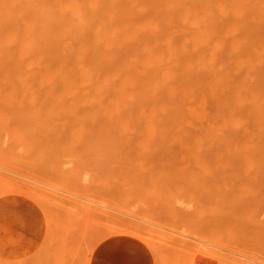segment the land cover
Segmentation results:
<instances>
[{
	"label": "bare ground",
	"instance_id": "bare-ground-1",
	"mask_svg": "<svg viewBox=\"0 0 264 264\" xmlns=\"http://www.w3.org/2000/svg\"><path fill=\"white\" fill-rule=\"evenodd\" d=\"M0 82H1L0 83V89H1L0 93L2 92L3 94H5V92H6V94L3 95V98L0 97L1 99H3V100H1L2 106H0V110H1V108L3 109V105L5 106L4 108H6L7 106L12 107V106H14V103H16L15 104L16 108L19 107V106H17L18 103H19L18 105L22 104L21 107L24 104L26 109H29L30 106H31L30 108H34L35 106H37V109L35 108V109H31V110H33V111L36 110L39 112V113L37 112L38 114H42V115H43V113L41 111H43V110H41V109L43 107L45 109V106L46 107L52 106V107H54L53 109L56 108V110L58 109V107H62L63 109L68 108L67 110H69V107L70 108L73 107V109H74V107H80V108L87 109V112H88L87 116L85 115L86 113L82 112L83 115H85V116L83 117V115H81L82 114L81 113L80 114L81 116H78V118L81 117L82 121L84 119H87V121H85V123H83V124H86V126H88V124L86 122H89V121H92V122L97 121V122L96 123H89V125L92 124V128L90 126H88L87 128H86V126L85 127L83 126V128H86V130L84 129L85 134L89 135V137L91 136L90 139H92V141H93L92 143H95L94 138L96 140L101 138L100 141L103 144L106 142H111V141H107V140H113L114 139L113 140L114 142L112 141V143H110V144L113 145L115 148L119 149V151H117V149L115 150V148L113 147L114 151L118 152V153L125 149V148H123V149H121V148L127 144V143H125L127 140H128L127 141L128 143H129L130 139L132 140V138H130L132 136H136L135 139H133V140H136L137 142L139 141V144L142 142L139 140V137H140V139L142 138L141 140L144 139L143 141H146L145 139H148L147 137L152 139L151 136L152 137L157 136L156 139L154 137L152 139V140H154L153 143H155L156 142L155 140L159 139V136H160L159 140L161 142L157 144L159 146V148H155L156 143L153 145V143L150 142L153 145V150H152V152L150 150L149 155H151V154L153 155V151H155V149H158V151H160L161 148L164 149L165 145H166L165 147L167 150V147H169V146H167L168 143H169L170 147H174L175 145L172 144L173 143L172 141H171L172 142L171 144H170V142L167 143V141L168 140L170 141L171 138H173L174 140L175 139H177V140L181 139L182 142L186 139L184 144L183 143H182L183 145L181 144L182 147L180 146L179 148L180 149L185 148L182 151L180 150L182 152L183 156H185V157H187L189 154H191L189 152L191 150H189V149H192V151H191L192 155L188 156V157H190L191 161H187L188 157L187 158H184L183 156L180 157V155L178 154L180 152L179 150H178V153H176V151L174 153H172V152H170V153L175 154V155H171L175 159H176V157H175L176 154L179 155L180 160H182L184 158V160L186 161V162L185 161L184 162L187 165H189L190 163H193L194 166L196 167L195 168L193 166V164L191 165V167L195 168L194 172L195 173L200 172L199 175H201V176L193 175L192 171H190L191 175L189 173H186V175L189 174L187 176L183 173V175H185L186 178L187 177L189 178V176H190V178L193 179V177L197 176L198 180L200 182H201V180H203L201 182L203 184L202 185L200 182L198 183L194 180L192 181V179H190V178L189 179L187 178L189 181L191 180V182H187L188 180L185 179L184 184L187 185L186 186L187 188L189 187L188 186L189 184L191 185L192 182L193 183L195 182V183H198V185L199 184L202 185L201 188H203V190H204V188H207L206 186L210 184V181L205 182V183H203V182L206 180H209L210 176L213 173H214V176L218 175V174L221 175L223 172L222 173L221 172L217 173V172L223 171V170H225V168H226L225 171H228V168L230 170H233V169L236 170V172L233 170L234 173L233 172L230 173V171H228V174L230 173L229 174L230 176L235 175L236 180L234 179V177H233V179H231V177L229 175H227V176L223 175L222 177L218 176V178L220 177L222 179H219V180L216 179V181L213 180L215 182V185H214V182L211 181V183H212L211 188L214 186V190H215V188H217V190H218V187H215V186H216V183L222 182L220 180H223V182L220 185V187H221L224 184V186H223L224 188L222 187L223 189H225V183L228 180V182L226 183L227 188H228V186H230V188L228 190H232L233 187L235 189L236 187H239V185L241 188L244 187V185H245V187H246V185H249V184L244 183L241 186L240 183L242 182V179L244 177L242 178L240 176V178H242V179L237 178V177H239L238 176L239 174L244 173V169H245V173H244V175L242 174V176H245V174L247 175L246 171L250 173V171H255V169H256V172H259V173L251 172V174H254V175L256 174L257 179L259 181V182H257V184H258V186L260 185L258 188H264V186H262V185H264V181H262V178L260 177V176H262V173H264V169H261V168H264V147H260V146L264 145V144H261V143H264V0H0ZM2 86H4V87L2 88ZM7 93H9V94L7 95ZM1 95L2 94H0V96ZM9 96H10V98H9ZM6 98L7 99L9 98L8 101H6ZM2 101H4V103H6L7 105L3 104ZM7 102H11L13 104L9 103V104H11V105H9ZM24 106L22 108H25ZM32 106H34V107H32ZM39 106L42 108H40ZM12 108H10V109H12ZM48 108H50V107H48ZM80 108H76L77 110L72 109L73 114L75 116L71 113L68 114V116H67V113H66L67 119L68 118L70 119V120H68L69 122L67 121V119L65 117H63V118L61 117L62 114L61 115L56 114L57 115L56 117L58 118V116L60 115L59 120L61 118L62 119L65 118L66 119L65 121H67V123H70V124H71L72 119H73V124H74V122H75L74 118L77 119V113L79 115V112H81ZM10 109L8 108L7 110L11 111ZM206 109H208V111H206V112H208L207 118L205 115ZM67 110H65V111H67ZM4 111L6 112V114H8L10 116L5 115V112H3V110H1L0 112L4 113V116H5V117H3V115L0 116V122L1 123L2 122L4 123L5 120H7L8 118L12 119V117H11L12 111L10 113H7L6 110H4ZM23 111H25V110H22V112ZM74 111H78V112L74 113ZM82 111H85V110H82ZM22 112H21V114L19 112V114H18L19 116L16 115L19 119L21 118L20 115H23ZM54 112H56V111H53V113ZM53 115L54 114H51V117H53ZM70 115H72L74 118L70 117ZM24 116L28 117V115H25V114H24ZM38 116L34 115V118L35 117L38 118ZM44 116H42V117L44 118ZM40 117L38 118L39 120L37 119V124L40 123L38 125H40L41 127L44 128L45 124L42 125V122H39L41 119ZM56 117L52 118L51 120L55 121L54 119H57ZM1 118L4 121L3 120L1 121ZM10 119H8V120H10ZM62 119H61V121H62ZM48 121H50V120L48 119ZM56 122L60 124V122H58V119L56 120ZM78 122H80V120H78ZM78 122H77V126L80 125ZM34 123H36V122H34ZM10 124L13 126L14 124L16 125L17 123L10 122ZM29 124H31V123H29ZM37 124H35V125L37 126ZM93 124H94V127H93ZM23 125H25V123H23ZM23 125H20L21 127H18L19 125H17V129H15L16 126L15 127L13 126L14 131L19 130L18 128H20L21 130H22V128H24V129L28 128L27 123H26L25 127ZM68 125H66V127ZM95 125H97L99 127L97 128V127H95ZM101 125H103L102 126L103 128L102 127L100 128ZM74 126L73 127L76 128V124H74ZM78 127L81 128V125ZM78 127L76 128L77 132L75 131V134H72V137H74V135L79 137L78 136L79 134L77 135V133L80 132V131H78ZM189 127L190 128L192 127L193 129H190ZM1 128L5 130L4 126H1L0 129ZM9 128L12 130L11 127H9ZM30 128H28V129H30ZM68 128H69V126H68ZM239 128L244 129V131H245L244 134L237 132V130ZM10 129H8L9 132H10ZM24 129L22 130L23 132H21V133L22 134L24 133V135H28V137L27 136L24 137V135H22L20 133L21 130L18 132L13 131L12 133L13 134L18 133L19 137L21 134V137H24L25 139L30 138L31 140H33L34 139L33 136H34L35 132H33V136H31V135H29L31 130H29L30 131L29 132L27 129L26 133L29 132V134H25ZM37 129L35 128V130H37ZM40 129H42V128H40ZM45 129H46V133L43 130L39 131V132L43 133V134H41V136L44 135V133L48 134L47 133V131H48L47 127ZM54 129H56V128L54 127L53 130ZM96 129H98L100 132L98 130L96 131ZM88 130L91 131V133H90L91 135L89 134ZM49 131H50V129H49ZM56 131H57V129H56ZM60 131H63V130H60ZM92 131H95V132H93L94 134H92ZM58 132H59V130H58ZM58 132L55 133L51 130L50 133H52V135L49 133V135H46V136H48L47 138L50 140L51 136L56 138L58 135ZM63 132H60L61 136H63V135H65L63 137L68 136L66 134H68L69 132H64L66 134H64ZM4 133H5L4 131H3V133L1 132V134H4ZM53 133H54V135H53ZM60 133H59V135H60ZM101 133H103V134L100 137ZM7 134L9 136V133H7ZM55 134H56V137H55ZM82 134L80 136H83L85 139V135H82ZM10 135H12V134H10ZM59 135H58V137H61ZM69 135L71 138V133ZM87 135H86V137H87ZM98 135H99V137H98ZM105 135H106V139L108 138L107 140L105 139ZM107 135H109V137ZM2 136H4V135H2ZM2 136H1V138H2ZM36 136H37V134H36ZM36 136H35V138H36ZM92 136H93V138H92ZM111 136L114 138H111ZM168 136H170V139L168 138L166 140V137H168ZM19 137H18V139H19L18 141H16V139H15L16 137H15L14 142H20V143H21V141H22V143L25 142L21 145H22V148H24L27 151L30 148V150H29L30 153L28 152V154H31L32 152L34 153V151L37 150L36 149L37 144L33 145L34 143H32L30 139H28V141L26 143V140L24 138H21V137L19 138ZM42 137H45V136H42ZM58 137H57V139H55V141L57 143L58 142L60 143V141H63L64 144H61L62 143L61 142L60 144L58 143L57 145H59V146L63 145L62 147L65 148L64 150H68V151H66L67 153H70L69 151H72V150L74 151L75 146H77V148H78L79 146L81 147L82 145H83V148L85 147L84 149L81 147L83 152H85L84 151L85 149H86V151L89 150V149H87L88 146H86V145L87 144L89 145L90 142L89 143H83L82 141L84 139H82V138H80V141L82 139L81 142L83 144L80 142L81 145L79 144V146H78V143H76V145H75V141L79 140L77 137H76L77 139L74 141V144L69 143V142H72L75 137L72 140L69 138V140H71V141L67 140V138L69 136L66 137L65 139L62 137L63 139L60 138L61 140ZM96 137H98V138H96ZM115 137H116L117 141H116ZM119 137H120V139H121V137H123V138L121 140H119ZM128 137H129V139H128ZM137 137H138V139H137ZM162 137L165 139H163ZM179 137H181V138L179 139ZM7 138L9 139V137H7ZM37 138H39V137H37ZM47 138H46V140H48ZM103 138L106 140V142H102V140L104 141ZM182 138H184V140ZM4 139H5V137H4ZM8 139H7V141H8ZM90 139H88V140L90 141ZM11 140H12V137H11ZM85 140H84V142L88 141V140H86V141ZM131 140H130V142H131ZM188 140H191V141H189L190 143H188L190 145L186 144L188 142ZM7 141H5V142L7 143ZM33 141H35V139ZM64 141H66V142H64ZM120 141H122L125 145H123V143H122V146H117V145L121 144ZM29 142L32 144H29ZM37 142H38V140L36 139V143ZM40 142H42V140ZM177 142L178 141H176L175 143H177ZM2 143H0V144L2 145V147L4 146V148H5L6 144L4 145V143L3 144ZM52 143H53V141H52ZM66 143H69L70 145L66 144ZM92 143H90V146L92 149H94L95 145L97 146L98 143L96 142L97 144H95V145L93 144L94 147H92ZM114 143L116 144L117 147L115 146ZM142 143L140 144V147L145 146V145L141 146ZM150 143L148 142L147 144H150ZM7 144H9V143H7ZM41 144L42 143L38 144L37 146H39ZM45 144H49V143L45 142ZM110 144L108 145V143H106L104 145L105 146L108 145L111 147ZM23 145H24V147H23ZM25 145H27V147H26L27 149L25 148ZM32 145L35 147V148L33 147L34 151H31ZM65 145H67V147H65ZM68 145H69V147H72V145H73L74 148H70V150H69ZM130 145L131 144L129 143L128 146H130ZM133 145L134 146H132V145L130 146L133 149L129 148V150H134L135 148L138 147V145L137 146L135 144H133ZM162 145H163V147H160ZM191 145L193 148L190 147ZM42 146H43V144H42ZM44 146H46V145H44ZM51 146L55 150L53 149L51 151L48 146H46L47 148H42L41 146H39V147L42 148V149L40 148L41 150L49 149V150H47L48 154L53 153V151L60 154L59 152H61L63 150V148L60 149V147L58 146L59 149H57V150H60V151L57 152L56 147H54L53 145H51ZM100 146H98V148ZM146 146H148V145H146ZM8 147H9L8 149L11 150V152H12V150L14 148L10 149L11 146H8ZM19 147H21V146H19ZM119 147H121V148H119ZM186 147L187 148L190 147L188 149L189 153L186 151L187 154L183 153V152H185L184 150H187ZM98 148H96L95 150H97ZM126 148H127V150H124V151L128 152L129 150H128L127 145H126ZM149 148H150V146H149ZM25 150H22L23 153L24 152L27 153V151H25ZM136 150L137 149H135L134 151H136ZM4 151L5 150H3V152ZM14 151H16V148ZM38 151H39V149H38ZM78 151H80V150H78ZM93 151H91V149H90L89 152H92V153L98 152V151H94V152ZM110 151H111V149H110ZM161 151H162V149H161ZM3 152H0V153H3ZM42 152H44V151H42ZM45 152H46V150H45ZM89 152H86L87 154L82 153V152L81 153L78 152V153L80 155L85 154V156H83V155L82 156L85 157V160H86V158H87L86 155H88ZM104 152H105V150H104ZM129 152H131V151H129ZM15 153H18V150ZM20 153H22V152H20ZM56 153H53L52 155L54 156V155H56ZM62 153L63 154L59 155L60 158H58V160H60L61 156H63L65 154V152H62ZM131 153H133V151ZM7 154H6V156H7ZM40 154L48 155L47 153H40ZM71 154H72V152H71ZM95 154H98V153H95ZM111 154H112L111 156H115V157L117 156L118 159L121 160L120 156L116 155L115 153H111ZM139 154L140 153H138V154L136 153L135 156L137 155L136 157L137 158L139 157V159H140ZM141 154L144 155L143 152ZM195 154L197 155L199 161L196 159ZM66 155L67 154H65V156ZM70 155H68L66 157H69ZM99 155H98V157L97 156L96 157L99 158ZM126 155L121 154V156H123V157L124 156L128 157ZM131 155L134 156V154H130L131 159H133L135 156L132 157ZM152 155H151V157H154ZM3 156H5V155H3ZM3 156H1L0 161L2 163V166H4L3 167L4 170L6 168H7V170L8 169L12 170V168H16L13 166L10 167V165L8 167H6L7 165L5 164L6 163L5 161H7V160L4 158L5 161L3 163V160H2ZM14 156L17 157L18 155L16 156L14 154ZM27 156H29V155H27ZM32 156H34V155H32ZM49 156H51V154L48 155L47 158ZM82 156H80L81 158L80 157L77 158L78 159L77 162L80 164H82L84 162V158L82 159ZM90 156H92V154ZM90 156H88V157H90ZM109 156H110V154H108V152H107L106 157L108 158ZM155 156L157 159V155H155ZM193 156H194V158H193ZM7 157L9 158V156H7ZM41 157H42V155H41ZM52 157H49L50 159L48 158L49 160H51L50 162H53L54 157L53 158ZM72 157H74V155H72ZM76 157H77V154L75 155L74 159H76ZM101 157L104 158L103 153H102V156H100V158ZM97 158H96V161H97ZM170 158H172V157H170ZM177 158H178V156H177ZM38 159H39V157H38ZM44 159H45V157H44ZM62 159H63V157H62ZM65 159L66 158H64L63 162H66V164H67L68 158H67V161H65ZM74 159L71 158L70 159L71 161L70 160L69 161L72 163L73 162L72 160H74ZM109 159L112 160V158H109ZM156 159H155V161H156V163H158L159 161ZM172 159L170 160V162L173 163L174 161H176L174 159H173L174 160L173 161ZM193 159L195 161H193ZM21 160H22V158H21ZM42 160H41V162H42ZM81 160H83V162ZM124 160H127V159H124ZM144 160H142V159L139 160L140 163L135 161V164H134V165H136V168H134L135 171L141 170L142 167H148V166L141 165V168H139L141 161L142 162L147 161V160H145V161ZM19 161L20 160H18V162ZM94 161L90 163V160H89V164H91V165H89V167H90V169H92V171H94L95 168L98 169L97 167L92 166V163L93 164L96 163L95 165H97V162H94ZM155 161L153 163H155ZM167 161H169V160H167ZM196 161L198 164L196 163ZM13 162H15V159ZM16 162L13 164L11 163V164L16 165ZM70 162H68V163L70 164ZM170 162L166 163V161H165L164 164H163V162L162 163L159 162L157 164L158 165L157 168H159L160 163L162 164V166H164L165 164H167V166H169V165L173 166L171 168V170H173V171H174V169L177 170L176 168H179V167H177V165L171 164ZM188 162H190V163L188 164ZM39 163H40V161H39ZM42 163H45V161ZM48 163H47V165L50 164V163L49 164ZM55 163H56V161H55ZM55 163H54V165L56 166L57 163L56 164ZM74 163H76V161L73 162V164ZM116 163L118 164L119 161L115 160L114 165ZM145 163H143V164H145ZM35 164L36 163L34 162V167H35ZM66 164H64L65 168H66ZM69 164H67V165H69ZM73 164H70V166H69V167H71V170H72ZM103 164L106 166H104ZM121 164L122 163L120 161L119 165L121 166ZM185 164L183 163L182 166L183 165L185 166L184 167L186 170L185 172H189V170H187L188 168L186 167L187 165H185ZM21 165H24V164H21ZM44 165H42V167ZM54 165H53V167H54ZM57 165H58V167L53 168L50 164V166H51L50 168L54 169L53 170L54 173L58 169H59L58 171H60V168L61 169L63 168V170H66L64 168V166L63 167L60 166V165H62L61 163H60V165L59 164H57ZM76 165H78V164H76ZM107 165H109V164L108 163L107 164L102 163L101 167L103 166L105 168V167H107ZM145 165H148V163ZM149 165H150V163H149ZM153 165H155V164H153ZM198 165L200 166L199 168H197ZM122 166H123V164H122ZM171 166L168 167V169H169L168 171H170ZM0 167H1V165H0ZM21 167L22 166L18 167V170ZM30 167H32V166H30ZM69 167H67L68 170H70ZM84 167L87 168L85 173L88 171V173H90L89 175H91L92 171H90L88 166H84ZM84 167H83V169H82V167L80 169L84 170L85 169ZM126 167H127V169L130 167L129 169H131L133 167V165H132V167L131 166H126ZM137 167H138V169H137ZM73 168L75 170V168H77V167L75 166ZM104 168H101V170L99 168L100 171L95 170L96 173L94 172V174H96V176L93 175V173H92V175L94 177H90V178L95 180V182H94V180H91L92 184L90 183L89 175L87 176L85 173H84L85 174L84 180H86V182L84 183V182H82L83 180H81V183L78 184V182H80V180L78 181L79 175L83 174L82 173L83 171L80 170L81 173H79L80 171L78 169H76L77 171H79L78 172L79 174H77L78 177H76V175H73L74 170H72L73 172L70 174L73 176H70L69 173H67L64 176V173L68 172V171H64V173L60 171V174L62 173L63 175L62 174L60 175L56 172L58 174V177L60 175L61 178L59 177V179H57V181L55 180V184H57V182H58L57 186L59 187L61 184H63V183H60V181L61 182L65 181L67 184L66 179H68V181H69L71 179V177H74L72 179L75 180V178H77V181H76L77 183H75L73 181H71V183H69L70 182L69 181L68 184L74 185V183H75V186L77 188L75 187V189H74V186L71 185V187H72V188H70L71 190L74 189L76 191V189H77V191H78V189L80 190L81 188L83 189L86 186L87 187L89 186V188H92V190L90 189V192H93V187H95V189L97 191L98 189L96 187L99 186L98 188H99V190L102 189L103 192H101V194H103L104 192L108 193L107 191H109V190H107V189L108 188L112 189L111 186L115 185L117 183L116 181H118L120 179V177L121 178L124 177L125 179L123 178V180H125L126 184L128 181V185L129 184L131 186L133 185L132 187H130V185H129L128 188L130 187L131 190L133 189V191L134 192L136 191V192L135 193L133 191L131 192V190H129L126 187L127 185L124 184L123 186L125 188V191H127V192H125L123 187L122 188L120 187L122 185L121 184L122 182L119 181L121 183H118V185L116 184L117 186L115 185V187L118 188V186L120 184L119 187L122 189V191H121V189H120V192L117 190L118 191V192H116L117 194L114 193L115 198H116V195H118V194H120V196H122V197L124 195L125 196L121 199L122 201H119L116 199L117 203H119V202H123V204L127 203L128 202L127 197H128L129 202H135L136 203L135 199L131 200L130 199L131 197L129 198L130 195L135 196L136 194H138L141 197L144 194V197H146L145 194H146V192L149 191L148 189H144V190L142 189L138 192V190L141 189V187H140L141 184H139V182L140 183L142 182L141 180L140 181L136 180V182H138V187H140V188L134 189L133 187H135V188L137 187V186H135V184H137L136 182H135V184L133 182H131V181L135 180V178H133L134 176L132 177L129 175V179H126L125 176L122 177V175H121L118 179V176L117 177H115V176L119 175V174H117L118 172H120V174H121L122 173L121 170L118 171L117 173H116V170H114L115 172L112 171L113 174H115V173L116 174L111 176L112 172L109 171V169H107L108 170V172H107L106 168H105V170H104ZM109 168L111 170L113 169V168H111V166ZM166 168L167 167H165V169ZM202 168H206V169H202ZM220 168H223V169H220ZM257 168H260L261 171H259L260 169L257 170ZM24 169H26V168H24ZM24 169L18 171L16 168L13 170H17L18 172L21 171V173L24 172V175H26L28 172L23 171ZM33 169H35V168H32V170ZM43 169H44V167H43ZM43 169H41V170H43ZM46 169H47V167H46ZM102 169H103V175L105 174L104 176H102V173H101ZM129 169H128V171H129ZM142 169L143 170L140 171L141 172L140 176L144 175V173L142 171H144L145 168H142ZM199 169H202L201 170L202 172L204 170V172H203L204 174H202L201 171H199ZM210 169L212 170V173H211ZM238 169L239 170L243 169V172L241 173L242 170H240L238 173L237 172ZM2 170L0 169V171H2ZM76 170H75V173H77ZM153 170H154V168H153ZM159 170H160V168H159ZM182 170H184L183 167H182ZM190 170H191V168H190ZM205 170H209L210 172L205 171ZM33 171H32V174H33ZM36 171H39V170H35V172ZM45 171H46L45 173H48L47 170H45ZM49 171H50V169H49ZM98 171H99L100 175L98 174V176H97ZM104 171L107 173H110L111 177L114 176L115 179L116 178L118 179V180L114 179L115 184H113L114 183L113 180H112V182H113L112 183L110 179L104 178V179H106V181L104 182L105 184L107 183V181L109 182V184L112 183V185L107 184L111 188L109 186L106 187V185L102 183L103 186L105 185L103 188H107L106 189L107 191H104V189L101 188L102 186L100 187V185L96 184V183H99L101 181H104L102 179V177H105L106 175H108ZM135 171H131V172L134 173ZM215 171H217V172H215ZM4 172H6V171H4ZM14 172L16 173V171H14ZM35 172H34V176L36 177ZM138 172L139 171H137L136 177L140 178V176L138 175ZM144 172H146V169ZM148 172L151 173L150 170H148ZM154 172H156V171H154ZM172 172H171V175H173ZM38 173H36V174L38 175ZM52 173L53 172H51L50 174H52ZM166 173H165V175L168 174V173L167 174ZM205 173H206V176H205V178H204L205 180H204L202 177H203V175H205ZM236 173H238V174H236ZM249 173H248V175H249ZM1 174L3 175L2 177H4V175H5V177H7L6 178L7 180L5 178L1 179V177H0V180L5 179L6 181H8V178H10V174L7 172H6V174H3V173H1ZM16 174H18V173H16ZM32 174H30V175H32ZM53 174H52V176L55 177ZM157 174L158 175L160 174L159 171H157V173L155 175V177H157V179L155 178V179H153V181L159 180ZM161 174H162V171H161ZM169 174L167 176H169ZM223 174H225V172ZM226 174H227V172H226ZM251 174H250V176H251ZM12 175H13V173H12ZM24 175H23V177H24ZM45 175L46 176L48 175L50 178L49 174H45ZM67 175H68L67 178L62 179L63 176L66 177ZM125 175H127V174H125ZM147 175L150 176L149 173ZM258 175L261 178V180L259 179ZM69 176H70V178H69ZM160 176H162V175H160ZM167 176H164V177L166 178ZM176 176H174V177H176ZM191 176H193V177H191ZM86 177L89 178L90 185H86L85 187H83V186L80 187V185H85L86 183H88V179H86ZM99 177L102 180H100ZM130 177H132L133 179H131ZM150 177H152V176H150ZM199 177H201L202 179L200 180ZM225 177L226 178L228 177L234 181L232 182L230 179H225ZM11 178H12L11 180H13V181L14 180H17L20 182L22 181V184L28 183L26 185H28V186L30 185L29 187L32 188L31 186L33 184L32 183L33 181L32 182L29 181L28 177H27L28 178L27 180H24L22 178V175H21V179H20V177L17 178L15 175H13V177H11ZM38 178H40V177H38ZM55 178H57V175ZM55 178H53V179H55ZM81 178H83V175ZM127 178H128V176H127ZM18 179H20V180H18ZM42 179H44V178H41V180ZM60 179H62V180H60ZM130 179H131V181H130ZM149 179H148V177H146V182L147 181L149 182ZM151 179H150V181L152 183H155L154 185L157 186V189L155 188V186H150V188L154 187V189L157 191L159 189L158 188L159 186L157 185V184H159L158 183L159 181L158 182L156 181L157 182L156 183V182H153ZM162 179H163V176H162L161 180ZM168 179H170V181ZM168 179L164 180V184H163V182L160 183V188L163 185L162 188L166 189V190L163 189V191L170 193V191H168L167 187L169 188L168 182L170 183L173 178L170 176ZM11 180L9 182H11ZM31 180H33V179L31 178ZM58 180H60V181H58ZM97 180H98V182H96ZM120 180H122V179H120ZM175 180H178V178ZM195 180H197V179H195ZM240 180H241V182H240ZM45 181H47L46 178H45ZM129 181H130V183H129ZM146 182H145V184L148 183V182L147 183ZM172 182H171V184L173 185L172 187L174 188L176 185L175 190H177V188H179V184L177 187L176 183L180 182V181L178 180L176 182L175 181H172ZM260 182H261V184H259ZM45 183H47V182H45ZM165 183H167V184H165ZM186 183H188V184H186ZM230 183H231V185H230ZM232 183H233V185H232ZM237 183L239 185L236 186ZM246 183H248V182L246 181ZM11 184L12 183H10V185ZM19 184H21V183H19ZM66 184H63V185L66 186ZM93 184L96 186H94ZM99 184H101V183H99ZM200 185L198 187H196L195 185L194 186L197 189H199ZM252 185L253 184H251V186ZM5 186H6V184H5ZM22 186H24V185H22ZM35 186L37 188L39 187L38 185H35ZM180 186L183 188L182 190H184V189L186 191L190 190V193H187L188 191L185 192V190H184V192L186 193V195L188 194L187 197L188 196L191 197V195H192L193 196L192 199H194V201L197 198V196L199 195L196 200L200 199V196H203V200L205 198L207 199L208 197H210L211 203H212V201L214 203L219 197V196H217L218 193L221 192V190H219V192L217 191L218 193L217 192L214 193V191H212L213 188L209 189L210 187L208 186V190L211 193L209 191H207V189H205L204 192L207 191V195H210V196H207L205 194L206 195V197H205L202 189L201 190L203 193L199 192L202 194H197L198 190L192 189L193 187L186 189V187H184L183 184H180ZM203 186H205V187H203ZM41 187H42V185H41ZM48 187H52V186L49 185ZM66 187H64V188H66ZM240 187H239V190H241L243 192V194L247 193L249 191V190H247L248 188H245L247 192H244L245 190L243 191V189H240ZM33 188H35L34 184H33ZM42 188H44V187H42ZM64 188H62V190H64ZM67 188H69V187H67ZM89 188H87V189L85 188L84 190H86V191L88 190L87 192L89 193ZM82 189L80 190V192L82 191ZM126 189H128V190H126ZM191 189L193 190V192H191L192 191ZM27 190H30V189H25V187L23 188L21 186H19V187L14 186V187H9V188L3 189L2 191H0V195L4 194V193H10V192H24V193H26ZM41 190L44 193L43 189H41ZM145 190H147V191L144 193ZM178 190H180V192L182 191L181 189H178ZM239 190H237V192ZM258 190L256 192L257 196H259L258 192L262 191L261 194L264 193V189H260L259 191ZM48 191H49V189H48ZM75 191H73V192H75ZM111 191L112 190H110L109 192H111ZM123 191H124V195H122ZM158 191H161V190H158ZM158 191H157V193H154V190H153L152 193H154L156 195L158 194V197L160 199L162 197L163 193L161 192L162 194H160V192L158 193ZM195 191H197V193ZM235 191H236V189H235ZM128 192H131L132 194H129ZM48 193H50V192H47V194ZM76 193H78V192H76ZM94 193H95V191L93 192V194L90 193L91 197L95 198L97 196V197H99V199H101V202H103L102 201L103 199H105V200L108 199L107 195H105L106 193L104 194V196H101L98 192H96V194H99V195H96ZM125 193H128L129 195L127 194V196H126ZM225 193L227 194V191L224 192L223 194H225ZM253 193H255V192H253ZM61 194L63 195V193H61ZM70 194H72V193H70ZM226 194L224 197H227ZM235 194H236V192H235ZM247 194L249 196V193H247ZM256 194L254 196V199L252 198L253 200H255ZM261 194H260V197H261ZM67 195H69V194H67ZM67 195L64 197H67ZM81 195H83V194H81ZM92 195H94V196H92ZM138 195H136V196H138ZM147 195H148V197H147L148 199L146 198V200H145V198L142 196V198H140L139 202H141L143 200V201H145L143 204H146V205L148 204L150 206V204H149L151 202L150 196L155 198L156 195L155 196L152 195L151 191H150V193H147ZM163 195H165V194H163ZM168 195L169 196H167V198H165V201L167 204H170L171 206L168 205L167 209L165 208L166 203L162 204L161 202H159V200H156L158 198L155 199L156 201L153 200L152 203L154 204V203H157V201H158V203L165 206V207H163V210L164 209L168 210L167 211V212H169L168 217L171 218V217H174L173 212L176 214V210H175V208H173V203H174V205H176V203L174 202V200H170L171 199L170 196H172V195L171 194H168ZM184 195H183V197H184ZM220 195H222V194H220ZM262 195H264V194H262ZM44 196H46V193H44ZM44 196H42V197H44ZM50 196L53 197V194L52 195L50 194ZM84 196L88 197L89 195H86V193H85ZM212 196H214V198L216 199L215 201L213 200L214 198L212 199ZM215 196H217V197H215ZM236 196H234V197H236ZM48 197L49 196H46V198H48ZM125 197H126V200L124 202L123 199ZM149 197H150V202L148 201ZM163 197H165V196H163ZM169 197H170V199H168ZM224 197H221V199ZM244 197H246V196H244ZM249 197L251 199V196H249ZM262 197H264V196H262ZM71 198L73 200V196ZM112 198H114L113 194L111 195V197L109 199H112ZM115 198H114V200H115ZM120 198L121 197H118V199H120ZM136 198H137L136 200L139 199V197H136ZM54 199H55V197H53V199H50V203H48V204H51V206H52L51 201L53 200L54 201L53 205L55 207H53V206L52 207L55 208V210L58 209L57 214L61 215L63 217V219L66 218V217H64L65 215H62V213L59 214L60 207L57 206L58 203H56L55 202L56 200H54ZM92 199L93 198H91V200ZM109 199L106 202H108V204L110 203L111 204V205L109 204L110 206L116 204V200L114 202L112 199L111 201H113V202L111 203L109 201ZM226 199H224V200H226ZM231 199H232V197H230L229 200H231ZM262 199H264V198H262ZM84 200L82 199L83 202H84ZM97 200H98V198H97ZM160 200L162 202H164V200H162V199H160ZM189 200H191V199H189ZM189 200H187V201H189ZM224 200H221V201L224 202ZM235 200H233V201L238 202V203L240 201L239 199H237L236 201ZM241 200H242V198H241ZM76 201L79 202L80 200L77 199ZM76 201H74V204H76L75 203ZM184 201H186V199H184V200L182 199V201H180V202L184 203ZM199 201H202V200L200 199ZM199 201L197 202L198 205H193V208H194V206H196V207L198 206L197 208H195L197 210V212L199 211L198 208L200 209ZM206 201H208V200H205V203H207ZM250 201L252 202V200H250ZM95 202H96V200H95ZM146 202H148V203H146ZM168 202H171V203H168ZM192 202H193V200H192ZM229 202H231V201H229ZM244 202L245 203L241 205V207L244 208L243 210H241L242 212L245 211L246 207H249V206H247V204L249 205V203H250V206L254 205V207H252V206L249 207V209L253 208L254 213H252V211H250L248 208L246 209L245 212H246L247 216H248L247 211H250L252 214H255L254 216H256V218H257L258 217L257 212L258 211L261 212V210H264V208H262V207H264V205H262V207H261L262 209L257 211V209L260 208L259 206H261V205H259V202H258V206L256 205L258 208H255L256 207L255 204H257L256 200L253 201V203L248 201V203L246 204V201H244ZM137 203H138V201H137ZM152 203H151L152 207H154V208H155V206L160 207V208H157L156 210L154 208L150 207V211H152V209H153L154 212H152V213L157 214L156 216L158 217V220H157V217H154L153 214L148 213V212H150L149 206H148L147 212H144L142 210L143 212H141V213H143L144 216H147V217H145L146 219H148V217L152 216L153 220L150 218L152 221H155V220L159 221V219L163 217L164 219L162 221H160V223L162 222L161 225H165V224H163L164 222L168 225L169 222H167L165 220V218L167 216L163 215V212H164V214L166 213L165 210L163 211L161 209L162 207L159 206V204L153 205ZM188 203H189V205L191 204L190 202H188ZM205 203H203V204H205ZM217 203L216 204L214 203V204L218 205L221 202L218 204ZM262 203H264V202H262ZM79 204H82V202L80 201L79 203L76 204L77 207L79 206L81 208H79V207L78 208L76 207V208L78 209V211H80L79 209H81L82 212L80 211V213L78 212V214H81L83 212L87 213L88 211H86V212L84 211V210H86L85 209L86 206H85V208L84 207L82 208L83 205L80 206ZM86 204H87V202H86ZM119 204L116 205V208L118 207ZM132 204H130V205H132ZM185 204H187V203H185ZM84 205H85V203H84ZM93 206L91 205L90 207H92L93 209L94 208H96V209H94V210H91V208L89 209L90 211H93L92 214H90L91 212H88L89 215L88 216L85 215L86 217H83V218H82L83 214H81L80 218H81L82 223L84 221H86L88 217H90L92 215H93L92 217H94V219H95L97 216H98L97 218H100L101 216L106 214V215H104L105 219H104V217L103 218L101 217V219H104V220H107L108 218H111V216H113L112 212H110L111 216L108 218H106V217H107V215L109 216V214L104 213V212H102L104 214H101V211H103L104 209L102 208V210H101L100 208L103 205H101L100 207L99 206L93 207ZM204 206L207 207V205H204ZM103 207H106V206H103ZM113 207H115V206H113ZM241 207L239 205V208H241ZM170 208H171L172 213L170 212ZM187 208H189V207H187ZM234 208H237V207L235 206ZM99 209H100L99 214H101V215H99L97 212V211H99ZM95 210H97L96 216L94 213ZM184 210L185 209H183L182 215H186L188 212V211H186V213H185ZM196 210L194 211V209H193L192 211L196 212ZM204 210L208 212V210H206V208ZM226 210H228V209L226 208ZM61 211H63V210L61 209ZM139 211H141V210H139ZM181 211H182V208H181ZM105 212H107V211L105 210ZM124 212H126V211H124ZM179 212L180 211H178V209H177V214H176L177 217H180V215H181L180 214L178 216ZM202 212H204V211L203 210L201 212L199 211V214H201ZM260 212H259V214H260ZM170 213L172 215H170ZM212 213H213V211H212ZM237 213L239 215L238 211H237ZM63 214H64V212H63ZM148 214H149V216H148ZM158 214L161 215L160 218H159L160 215H158ZM215 214H217V213H215ZM233 214H234V212H233ZM233 214H231V215H233ZM252 214L249 213V215H251V216H252ZM262 214H264V211H262ZM53 215H54V213H53ZM190 215H192V213ZM205 215H208V213ZM186 216L189 217V215H186ZM203 216H201V218ZM56 217L58 218V216L55 215V218ZM115 217L116 218H114V220L118 218L117 215ZM188 217H186V218H188ZM193 217H194V215H193ZM221 217L223 219V216H221ZM240 217H241V213L239 215V219H240ZM250 217H247V219ZM84 218H86V220ZM142 218L145 219L144 217H142ZM174 218H176V217H174ZM174 218H172L173 221H176V220L178 221V218L175 220H174ZM182 218L179 219V221L181 220V222H183ZM195 218H196V215H195ZM204 218H205V216H204ZM245 218H246V216L244 218L242 217L241 219H245ZM251 218H253V217H251ZM259 218H261V217H259ZM259 218H258V221H259ZM262 218H264V217H262ZM89 219L91 220L90 222H92L93 224L95 222L96 225L94 224V226L96 228L94 226H91L92 223H90V222H89L90 224L88 223L89 220L87 221L86 230L81 228L82 230L85 231V232L83 231V234L85 233L84 234L85 236H83V235L82 236L85 237L86 239H88L87 237L89 236V234H88L89 232H90V235H92L96 231L99 232L100 228L102 230V228H104L106 226L105 224H108V223L104 224L103 223L104 220H102V222H101L100 219H97V220L95 219V221L91 217ZM111 219L107 220V221L113 223L111 221ZM188 219H190V218H188ZM222 219H220V220H222ZM58 220L60 221V222H58L59 227L64 226V225L66 226V223H64V222L68 223L70 221V220L69 221L63 220L64 221L63 222L62 218L61 219L58 218ZM118 220H119V218H118ZM123 220H125V219H123ZM169 220L171 221V219H169ZM183 220H184V218H183ZM202 220H204V219H202ZM61 221H62V223H61ZM96 221L97 222L100 221V222H98V224H97ZM241 221H243V220H241ZM245 221H246V219H245ZM262 221H264V220H262ZM114 222L117 223V221H114ZM60 223H61V225H60ZM100 223L102 225L103 224L104 225L101 227L98 226V225H101ZM111 223H109V224H111ZM184 223H183V225L187 224V223L186 224H184ZM220 223H221V221H220ZM83 224H85V222ZM88 224H89V227H87ZM120 224H122V223H120ZM123 224H124V222H123ZM188 224L186 226L187 228L190 227ZM194 224H193V227H195ZM262 224H264V222H262ZM170 225H172V224H169V226ZM178 225H177V227H180ZM190 225H191V223H190ZM198 225H200V224H198ZM198 225H197V227H198ZM207 225H206V227H208ZM90 226H91V228H90ZM109 226L114 227L115 225L114 226L109 225ZM216 226L217 225L215 224L214 227H216ZM223 226H224V224H223ZM226 226L228 227V224ZM253 226L255 227V225H253ZM64 227L62 230H60L62 227L59 229L57 228V231L60 230L61 233H63L62 231L64 230L65 233H63V234L65 235L67 232L66 227H68V226L65 227L66 229H64ZM70 227L71 226L68 227L69 232H70ZM116 227H118V225H116ZM181 227H180V229H182ZM251 227H252V225H251ZM262 227H264V226H262ZM170 228H172V226ZM183 228L185 230V226ZM217 228H218L217 229V232H218L219 226ZM92 229L95 232L92 233ZM95 229H98V230H95ZM105 229H106V227H105ZM189 229H191V231H192L191 227ZM196 229L197 228L195 227V231H196ZM210 229L211 228H209V230ZM222 229H223V227H222ZM160 230H162V229H160ZM160 230H159V232H160ZM186 230H188V229H186ZM258 230L259 229H257L256 231H258ZM262 230H264V229H261L260 231H262ZM73 231H71L70 233H73ZM103 231H104V229H103ZM153 231H154V229H153ZM176 231H178V230H176ZM202 231L201 232L204 233L205 230H202ZM212 231H213V233H211V234L217 235V233L216 234L214 233L215 232L214 230H212ZM256 231H255V233H256ZM69 232H67L68 236L69 235L75 236L74 235L75 233L69 234ZM86 232H87V235H86ZM187 232H189V230ZM210 232H211V230H210ZM220 232H221V230H220ZM245 232H246V230H245ZM248 232H252V230H250V231L248 230ZM59 233H58V236H59ZM153 233H155V232H153ZM189 233H191V232H189ZM208 233L207 232H206V234L204 233L206 235V237L208 236L207 235ZM255 233H253V234H255ZM258 233H257V235H258ZM63 234H62L61 238L64 239L65 236ZM151 234H152V232H151ZM165 234H166V237H167V234L169 235V233H166V231H165V233L162 234V236ZM193 234H195V232ZM204 234H201V235H204ZM211 234H209V235H211ZM247 234H252V233H247ZM253 234L251 235V237H254ZM172 235H174V234L172 233ZM257 235L255 237H257ZM261 235H262V233H261ZM261 235H259V237ZM60 236H61V234H60ZM174 236H176V235H174ZM234 236H236V235H234ZM72 237H70V239ZM83 237H81V238H83ZM169 237H171L169 239L170 242L172 241L171 239L175 238V237L172 238L171 231H170V236H168L167 238H169ZM212 237L213 236L211 235V238ZM227 237L229 238V236H226V238ZM61 238L59 241H57L58 245H59V243H61L63 241V240H61ZM76 238L78 240V236ZM90 238H91V236H90ZM217 238L219 240L218 236H217ZM262 238H264V235L261 236V239ZM52 239H53V235H52ZM70 239H68V241ZM83 239H80V241L82 240V244H84ZM86 239H84V240H86ZM159 239L163 240V238H159ZM206 239L208 240V238H206ZM77 240L75 242H77ZM169 240H166V241L169 242ZM64 241H63V243H64ZM152 241H153V238H152ZM182 241H184V240H182ZM157 242L160 243V240ZM173 242L168 243V244H170V245L175 244ZM185 242L187 243L188 241H186V239H185ZM185 242H183V244L180 243V244H182L181 247H183ZM193 243H195V242H193ZM232 243H230V244H232ZM262 243H264V242H262ZM64 244H62V245H64ZM68 244H70V243H67L66 246H68ZM75 244L73 243V245H75ZM82 244L80 243L79 245L81 246ZM166 244H167V242H166ZM235 244H233V245H235ZM54 245L57 246L56 244H54ZM62 245H61V247H62ZM79 245H78V247L80 248ZM158 245H160V244H157V245L155 244L156 247ZM161 245H164L163 242ZM179 245L177 247H179ZM185 245L188 246L187 244H185ZM185 245H184V247H185ZM195 245L196 244H194V246ZM66 246L65 245L63 246L65 250L68 248ZM82 246L85 247V245H82ZM82 246H81V248H83ZM201 246L202 245H200V247ZM249 246H251V245H249ZM88 247L89 246H87V248ZM169 247H167V249L165 248L166 252H167ZM207 247H208V249L210 248L209 246H207ZM54 248L52 249V251H54ZM81 248L80 249L75 248V249H78V251L79 250L81 251ZM188 248L185 247V249H188ZM198 248H199V246H198ZM201 248L203 249V247H201ZM48 249H49V247H48ZM163 249H164V246H163ZM185 249L182 248L183 253L186 251ZM206 249L207 248H205V250L202 251V253L203 252L208 253V249H207V251H206ZM237 249H238V247H237ZM73 250L71 249V251H73ZM188 250H192V249H188ZM194 250H195L194 252H196L198 249L197 250L194 249ZM215 250L216 249H214V251H213L211 249L210 252L212 251V253H215ZM74 251L77 252L76 250H74ZM61 252H59V253H61ZM64 252H66V251H64ZM75 252H73V254H74V257L77 259L76 255L79 254L80 252H78L77 254ZM169 252L170 251L168 250V253ZM189 252L191 253L192 251H188L189 256H192V255H190ZM210 252H209V254H210ZM216 252H218V251H216ZM262 252H264V251H262ZM50 253H51V251H50ZM55 253H57V252L55 251ZM59 253H57L58 257H57V254H51L53 256H51V255L46 256L43 253L44 256H46V257L45 258L42 257V258H44V260L47 258L50 263H51L50 258L51 259L53 258L54 260L52 259V261L57 262V261H59V259H62V254H59ZM180 253H182V251ZM207 253H205V254H207ZM169 254H166V256L167 255L169 256ZM215 254H213V257L215 256ZM42 255H40V257ZM60 255H61V258H59ZM221 255H224V257H221V260H219V261H221V263H223L222 258L223 259L225 258V260L227 261V264H229L228 261H231V259L227 260L226 256H225L226 254H224V253H222ZM161 256H163V254ZM175 256H177V255H175ZM218 256H215V258ZM230 257H232V256H229V258ZM39 258H37V259L35 258V259L38 260ZM57 258H59V259L56 260ZM78 258L81 259L82 257L80 258V256L78 255ZM177 258H179V257H177ZM184 258L182 256V258H180V259L187 261ZM219 258L220 257H218L216 260L218 261ZM64 259H66V258H64ZM76 259L73 258L72 262ZM79 259H77V261ZM167 259H168V257H167ZM44 260L42 261V263L44 262ZM62 260H60V261L62 262ZM60 261H59V263L61 264ZM82 261H84V260L82 259ZM185 261H183V262H185ZM236 261L238 262V259ZM245 261H247V260H245ZM33 262L34 261H32L31 264ZM45 262H46V260H45ZM56 262H54V263H56ZM72 262L70 264H75V262H73V263ZM172 262H170V263H172ZM241 262H243V261H241ZM43 264H47V263H43ZM62 264H64V263L62 262ZM184 264H186V263H184ZM217 264H220V263L218 262ZM240 264H242V263H240ZM243 264H244V262H243Z\"/></svg>",
	"mask_w": 264,
	"mask_h": 264
},
{
	"label": "rangeland",
	"instance_id": "rangeland-1",
	"mask_svg": "<svg viewBox=\"0 0 264 264\" xmlns=\"http://www.w3.org/2000/svg\"><path fill=\"white\" fill-rule=\"evenodd\" d=\"M0 83H1V82H0ZM3 87H4V86H2V88H3ZM0 90H1V89H0ZM2 90H3V89H2ZM6 91H7V90H6ZM3 92H4V91H3ZM7 92H8V91H7ZM0 94H2L0 97L3 98V95H5L6 92H5V94H3L2 92H1ZM8 94H9V93H7V95H8ZM10 95H11V94H10ZM12 96H13V95H12ZM5 97H6V96H5ZM1 98H0V106H2L1 100H3V99H1ZM9 98H10V96H9ZM9 98H8V99H9ZM8 99L6 98V101H8ZM4 100H5V99H4ZM2 102H3V104H6V103H4V101H2ZM7 103L9 104V103H11V102H7ZM11 104H13V103H11ZM11 104H9V105H11ZM15 104H16V103H14V106H12L14 109H13L11 106H9V107L7 106L6 108H4V107H5L4 105H3V109L1 108V110H3V112H5L4 110H6L7 113H10V112L12 111V114H11V115H12V116H11L12 119L8 118V119H10V120L7 119V120H5L4 123H3V122H2V123L0 122V125L5 127V130L2 129L3 127L1 128L2 130L0 129V131H1L2 133H3V131L5 132L4 134H1V132H0V139H1V140H0V143H2V142L4 143L5 141H7V139H8L7 137H9L10 140L8 139L9 142L7 141V143H9L10 145L7 144L6 142L4 143V145L6 144V146H7V145H8V146H11L10 149H13V148H14V149H13L12 152H11V150L8 149V148H9L8 146H7V147L5 146V148H4V146L2 147V145L0 144V148H1V149H0V152H3V150H5L3 153H0V158H1V156H3V155L6 156V154L8 153L7 156H9V158H8L7 156H6V157L3 156V159H2V160H3V163H4V161H5L4 158L7 160V161H5V162H6L5 164L7 165L6 167H8V166L10 165V167H12V166H13V167H16L17 170H18V167L22 166V167H21L22 169L26 168V169H24L23 171L28 172L27 174H28L29 176H28L27 174H26L27 176L24 175V172H23V173H21V171L18 172L19 170H22L21 168H20L18 171H17V170H13V169H16V168H12V170H11V169H8V170H7V168H6V169L4 170V168H3L4 166H2V163H1V161H0V165H1L0 169H1V170L3 169V170H2L3 172L0 171V177H1V179H2V178H5V179L7 178V177H5V175H4V177H2L3 175H2L1 173L6 174V172H7V173L10 174V178H8V181H6L7 179H6V180L3 179L4 181H3V180H0V183H1V184H0V187H1V188H0V191H2V190L5 189V188L14 187V186H17V187L21 186V187H23V188L25 187V189H30V190H27L28 193H27V192H26V193H24V192H10V193H4V194H1L0 197L3 196V195H6V194H16V193H18V194H23V195H26V196L32 198V199H33V200H34V201H35V202H36V203L42 208V210H43V212H44V214H45V216H46V220H47V233H46L45 240H44V242H43V244H42V247L46 250V251L43 250V252L45 251L44 254H45L46 256H47V255H51V254H57V253L61 252L62 250H64V247H63V246H64V245L66 246L67 243H70V244H68V246H66V247H68V248L65 250V251L67 252V253L65 252L66 254H62V252H64V251H62L61 253H59V254H62V259H63V260H62V259H59V258H61V255H60V257L57 258L56 260L59 259V261L62 260V262H63L64 264H70V263L72 262V259H73V258L76 259V258L74 257V254H73V252H75L74 250H76V251H77V252H75L76 254H77L78 252H80L79 254L76 255V256H77V259H79V258H78V255L80 256V258H81V257H82V258L79 259L78 261H77V259H76V260H74L73 262H75V264H77V263H78V264H80V263H81V264H88V257H89L90 252H91L92 249H93L95 246H97L101 241H103V240H105V239H108V238H111V237H113V236H115V235H117V234H131V235H134V236H137V237L143 239V240L148 244V246L152 249V251H153V253L155 254V256H156L158 259L161 257L159 260H161V261H162L163 263H165V264H173V263H174V264H184V263H186V264H188V263H189V264H217L218 262H219L220 264H224V263L227 264V261L225 260V258H224V259L222 258L223 263H221V261H219V260H221V257H224V255H221L222 253L226 254L225 256H226V259H227V260L231 259V261H228L229 264H235V263H236V264H240V263L243 264V262H244V264H255V263H256V264H264V252H262V251H264V243H262V242H264V238L261 239V236L264 235V230L260 231L261 229H264V227H262V226H264V224H262V222H264V221H262V220H264V218H262V217H264V214H262V211H264V210H261V212L258 211V210L264 208V207H262V205H264V203H262V202H264V199H262V198H264V197H262V196H264V195H262V194H264V193L261 194V192H262V191H261V192H258V195H259V196H257V194H256V192H257L258 189L260 190V189H264V188H258L260 185L258 186V184H257V182H259L258 179H257V176H256V174H255V175H254V174H251V172H254V173H255V172H256V169H255V171H250V173L246 171L247 175H248V173H249L248 176H247L246 174H245V176H242V174L244 175V173H245V169H244V173H242V172H243V169H240V170H242V171H241L242 174H239V175H238L239 177H237V178H239V179H242V178L244 177V178H243L244 180L242 179V182H241V180H240V182H241V183H240L241 186H242V184H244V183L250 185V186H249V185H246V187H245V185H244V187L241 188L240 185L238 184V183H239L238 181H237L238 183L236 184V186L239 185L240 189H243V191L245 190L244 192H247L245 188H248L247 190H249V191H248L247 193H249V196H251V199H250V197L248 196L247 193H244V194H243V192H242L241 190H239V187H236V188H235L236 191H235V189H234L233 186H232V187H233L232 190H228V189L230 188V186H228V188H227V185H226V183L228 182V180H227V182L225 183V189H223V188H224V187H223L224 184H223V186L220 187V185H221V183L223 182V180H220V181H222V182H221V183H220V182L216 183V186H215V187H218V190H217V188H215V190H214V186H213V187H212V188H213L212 191H214V193H216L217 191L219 192V190H221V192H222V191H223V192H222V193H221V192H220V193L217 192V193H218L217 196H219L218 199H217L218 201L214 198V196H212V199L214 198L213 200H214V201L216 200V201L214 202V203L216 204L217 202H218V203H220V202L222 203L223 201H221V200H224V199L227 198L226 200H224V202H223L222 204L220 203L221 205L218 204V203H217L218 205H215V204L213 203V201H212V203H211L210 197H208L207 199L205 198V199L203 200V196H200V199H201L202 201H199L200 199L196 200V199L198 198L199 195L197 196V198H196L195 201H194V199H192V197H193L192 195H191V197L188 196V197H189V198H188V197H187L188 194L186 195V193H185V192H187V191H188L187 193H190V190H187V191H186V190L184 189V190H185V192H184V190H182L183 188L181 187L182 185L180 186V184H183L184 187L187 186V185L184 184L185 179L188 178V177L186 178L185 175H186V173H189V174H190V171L193 172V173H192L193 175L201 176V175H199L200 172H197V173L194 172V171H195L194 169H195L196 167L194 166L193 163L188 162V164L190 163V164H189L190 166L187 165V164H185L186 161L184 160V158H187L188 156L192 155V152H191L192 149H189V148H190V147L193 148L192 145H191L189 148L186 147L187 150H184L185 152H183V153L187 154L188 149H189V150H191V151H189L191 154H189L187 157L183 156V154H182L181 151H182L183 149H185V148H181V149H180L179 147L181 146L182 143L184 144V142H185L186 139L184 140V138H182V139L184 140V141L182 142L181 139H180L181 137H179L180 140H177V139L174 140L173 138H171V139H172V140H171V139H170V136H168V137H166V140L169 138L170 141L168 140L167 143L170 142V144H171V143L173 142L172 144H174L175 146L173 145L174 147H170V145H169V143H168L167 146H169V147H167V150H166V147H165L166 145H165V146H164V149L161 148L162 151H161V149H160V151H158V149H155V148H159V146L157 145L158 143L161 142V141L159 140V139H160V136H159V139L155 140V141H156L155 143H156V146H157V147L155 146V148H154L155 151H153V155L151 154V155L154 156V157H151V155H149V152H150V150H151V152H152V150H153V145L155 144V143H153L154 140H152L154 136H153V137L151 136L152 139H150L149 137H147L148 139H145L146 141H143L144 139L141 140L142 138L140 139V137H139V140L143 142V143L141 142V143H142L141 146L145 145V146H143V147H140V144H141V143L139 144V141L137 142L136 140H133V139H135L136 136H132V137H130V138H132V140H133L135 143H134L131 139H130L131 142H130V140H129V143H130L132 146H134L133 144H135L136 146L138 145L137 148H135L136 146L134 147V148L137 149V150H136V151H134L135 149H134V150H129V148H132V147H130L131 145L128 146L129 143L127 142V141H128V140H127L125 143H127L126 145H127V147H128V150L131 151V152L133 151V153H131V152H129V151H128V152H127V151H124V150H127L126 145H125L122 141H120L121 144L118 143L119 145H117V146H122V143H123V145H125V146L122 147V148H121V147H119V148H121V149L125 148V149L122 150V151H120V152L118 153V152H115V151H114V148H115V147H114L113 145L110 144V143H112V141H113L114 139H113V140H107L108 138L106 139V135H105V139H106L107 141H111V142H106V140L103 138L104 141L102 140V142H106V143H108V145L110 144V145H111V147H110V146H108V145L105 146L104 144H106V143H104V144L101 143V141H100L101 138H100V139H97V140L94 138L95 143H92L93 141H92V139H90L91 136L89 137V135L85 134L84 131L86 130V128H87L88 126H90V127L92 128V124L89 125V123H96V122H97V121H95V122H92V121L86 122V123L88 124V126H86V124H83V123H85V121H87V119H84V120H83L84 122H83L82 119H81V117L78 118V116L83 115L82 112L86 113L85 115L87 116V114H88L87 109L80 108V107H74L75 110H77L76 108H80L81 110H80V109H79V110H80L81 112H79V115H78V113H77V119L74 118L72 115H70V117L74 118V120H75L74 124H76V128H77L78 126H80V125H81V128H82V129H81L80 127H78V131H80V132H78L77 135L79 134V135H78L79 137H77L76 135H74V137H75V138H74V137H72V134H75V131L77 132V130H76V128H74L75 126H74V124H73V119H72V122L70 121V122H71V124H70V123H67V121L70 120V119H69V118L67 119V117H66V113H67V116H68V114H70V113L73 114V111H72L73 107H72V108L69 107V110H67L68 108H65V107H64L65 109H63L62 107H58V109L56 110V108L53 109L54 107H52V106H47V107L45 106V109H44V107L42 108V107L39 106L40 108H42L41 110H43V111H41V112L43 113V115H42V114H38L39 112L36 111V110H34V111L31 110V109H35V108L37 109V106H35V107L32 106V107H34V108H30L31 106L29 105V106H30L29 109H26V107L24 106V104H23V106H24L25 108H22L23 106L21 107L22 104H21V105H18L19 103L17 104V106H19V107L16 108V105H15ZM6 105H7V104H6ZM27 107H28V106H27ZM39 107H38V108H39ZM48 107H50L51 109L48 108ZM8 108H9V109L12 108V109H10L11 111L7 110ZM15 108H16V109H15ZM20 108H21V109H20ZM40 108H39V109H40ZM60 108H61V109H60ZM18 109H19V110H18ZM74 109H73V110H74ZM1 110H0V111H1ZM22 110H25V111L22 112ZM60 110H61V111H60ZM65 110H67L68 112L65 111ZM70 110H71V111H70ZM82 110H85V111H82ZM16 111H17V112H16ZM48 111H49V112H48ZM53 111H56V112L53 113ZM64 111H65V112H64ZM206 111H208V109L205 110V113H206L205 115H206V118H207V117H208V112H206ZM19 112H20V114H21V112L23 113V115H20V117H21L20 119L17 117V116H19V115H18ZM37 112H38V113H37ZM41 112H40V113H41ZM44 112H45V113H44ZM75 112H78V111H74V113H75ZM50 113H51V114H54L55 116L53 115V117H51V114H50ZM81 113H82V114H81ZM24 114H25V115H28V117H25ZM37 114H38L39 116H38ZM48 114H49V115H48ZM56 114H60V115L62 114L61 117H62V118L65 117V118L67 119V121H65V120H66L65 118H64V119L61 118L62 121H63V122H62L61 119L59 120L60 115H59L58 118H57V117H56V116H57ZM80 114H81V115H80ZM1 115H3V117H5V116H4V113H1V112H0V116H1ZM5 115H8V114H6V112H5ZM16 115H17V116H16ZM34 115H35V116H38V118L41 116V117H40L41 119H40L39 122H42V125L45 124V125H44V126H45L44 128L41 127L40 125H38V124H40V123L37 124V119H38V118H36V117L34 118ZM44 115H45V116H44ZM73 115H74V114H73ZM85 115H83V117H84ZM8 116H10V115H8ZM23 116H24V117H23ZM42 116H44V118H43ZM49 116H50L51 118H50ZM74 116H75V115H74ZM6 117H7V116H6ZM55 117L58 119V122L61 121V122H60L61 125H60L59 123L56 122L57 119H54L55 121H52V120H51L52 118H55ZM88 117H89V116H88ZM88 117H87V118H88ZM45 118H46V119H45ZM4 119H5V118H4ZM48 119H49L51 122L48 121ZM2 120H3V119L1 118V121H2ZM38 120H39V119H38ZM78 120H80V122H81L82 124H81L80 122H78ZM3 121H4V120H3ZM7 121H8L9 123H8ZM10 122H15V123H17L16 125L14 124V125L16 126L15 129H17V125H19L18 127H21L20 125H23V123H25V125H26V123H27L28 128L31 127L30 129H28V128H27V129H28V131L31 130L32 133H31L30 131H29L30 134H29V132L26 133V131H27L26 128H25V129L22 128V130L24 129V130H25V131H24L25 134H29V135H31V136H33V132H35V134H34V136H33L34 139H35V141H33V140H34L33 138H32L33 140H31L30 138H27L28 135H24V133L22 134L21 132H23V131H22L20 128H18L19 130H17V131L15 130V131L18 132V131L21 130L20 133H21L22 135H24V137L27 136V137H26L27 139H25L24 137H21V134L19 133V134H20V137H21V138H24V139L26 140V143H27L28 139H30L31 142L34 143L33 145H36V144L38 145V144L42 143L43 146H42V144L39 145V146H41L42 148H47L46 146H48L49 149H50L51 151L54 149L51 145H53L54 147H56V150L59 149V148H58L59 145H57L59 142L57 143V142L55 141V139H57L59 133H60V132H63V131H64V132H69L68 134H66V133L63 132L64 134H66V135L69 136V137L66 136V137H68V138H67L68 141H71V140L74 138V140H73L72 142H69V143H73V144H74V141H75L77 138H78L79 140H76V141H75V145H76V143H78V146H79V144L81 145L82 142H83V143H89V142H90V143H92V147H94V145L98 143L99 145H98V144H97V146L95 145V148H94V149L91 148L90 143H89V145L87 144L86 146H88L87 149H89V150L86 151V149H85V150H84L85 152H83L82 149H81V147L83 148V145H82L81 147L79 146V147H78L79 149H78L77 146H75V148L73 147V145H72V147H69L70 144H69V143H66V144H69V145H68L69 150H70V148H74V151L71 149L72 151H69L70 153H67L66 151H68V150H64L65 148L62 147L63 145H62V146L60 145V146H59L60 149L63 148V150H62L61 152H59V153H60V154H63L62 152H65V154H67L66 156H68V155H70L71 152H72V154H71L69 157H66L65 154H64L63 156H61V159L58 160V158H60V156H59L60 154H58V153H56V152H54V151H53V153H56V155L53 156V155H52L53 153H50L51 156H49V157H52V156H53V157L55 158V157L58 155L59 157L57 156L55 159L52 157V158H53V162L55 163V161H56V163L59 164V165H60V163H61L62 165H60V166H62V167L64 166V168H65V165H64V164H66V162H63L64 158H66L65 161H67V158H68L67 164H69L68 162L71 161L70 159H71V158L74 159V157H75L76 154H77V157H76V159H77V158H79V157L82 156V155L85 156V154L80 155L79 153H81V152H82V153H86V152H89L90 149H91V151H93V150H94V151H98V150L100 149L98 152H94V151H93L94 153L89 152L88 155H86V157H87L86 160H87V161L85 160V157L82 156V159L84 158V162H83V160H81V161L84 163V164H83V163L81 162L83 165L77 162L78 159H77V160L74 159V160L76 161V163L73 164V162H75V161L72 160L73 162H72V163L70 162V164H73V165H72L73 167H75V166L77 167V168H75V170L78 169V170L80 171V170H81L80 168L82 167V169H83L84 166H88V168L90 169L89 165H91V164H89V160H90V163L93 162V161L95 160L94 162H97V165H98V166L95 165L96 163H94V164L92 163V166H93V167L95 166V167H97L98 169L95 168L94 171H92V169H90V171H92V172H91V175H92V173H93V175L96 176V174H94L95 170L97 171V170H99V168H100V170H101V168H104L103 166L101 167V164H102V163H105V164L108 163L109 165H107V167H105L106 170L109 169V171H111V172H112V171L115 172L114 170H116V173H117L118 171L121 170L122 173L120 174V172H118L117 174H119V175H116V176H115V177L118 176V179H119V177H120L121 175H122V177L125 176L126 179H129V175H130V176H132V177L134 176L133 178H135L134 181H131V179H133V178L130 177V178H131L130 181L133 182L134 184H135L136 180H139V181L141 180L142 182H141V183L139 182V184H141V186H140L141 189H139L140 187H138V182H136L137 184H135V186H137V187H136V188L133 187V188H134V189H139L138 192H139L140 190H142V189H143V190H144V189H148V190H149L148 192H146L147 190L144 191V193L146 192V194H145L146 197H144V194L142 195V196L145 198V200H146V198L148 197L147 193H150V191H151V194L155 196L156 194H154V193H157L158 190H161V191H158V193L160 192V194H162V193L165 194V195L162 194V197H163V196H165V197H163V198L161 197V198H160V199L164 200V202H162V201L159 199L158 194L155 196V198L149 195V196L151 197V202H150V197H149V200H148V201L150 202V203H149L150 206H149L148 204H147V205H146V204H143V203L145 202V201H143V200H142L141 202H139V201H140V198H142V196L140 197V195H138V194H136V195H138V196H136V195H135V196H131V195L129 196V198L131 197V198H130L131 200H132V199H135L136 203H135V202H129L128 197H127V201H128L129 203H128L127 201H126L127 203H125V204H123V202H119V201H122L121 199L125 196V195H124L125 188H124L123 185L126 184V182H125V180H123L124 177H123V178L120 177V179H122V180H120V179L118 180L117 178L115 179L114 176H113L114 178L111 177L112 175H115L116 173L113 174V172H112V174H111V176H110V173H107V172H108V170H107V172L104 171L106 174H108V175H106L107 177H106V176H105V177H102V179H103L104 181L99 182V183H101V184H99V183H96V184L100 185V187L102 186L101 188H103L105 185H106V187H108L109 185H112L113 182H114L113 184H115V180H118V181H116V182H117L116 184L118 185V183H121V182H122V183H121L122 185L120 186V184H119V186H120L121 188L123 187L124 191L122 192V193H123L122 195H124V196L122 197V196H120V194H118L119 196L116 195V198H115V194H117L116 192H118V191L120 192V189H121L119 186H118V188H116V187H115L116 184L111 186L112 189H109V188H108V189H107V188H103L104 191H107V190H109V191L112 190V191H113V192H112V191H111V192L107 191L108 193L104 192L103 194H101V192H103V191H102V189H100L101 191L99 190V188H98L99 186L96 187L99 191H98V190L96 191L95 187H93L92 185H91V186L93 187V192L95 191L94 194H96V192H98L101 196H104V194L106 193L105 195H107L108 199H109V198L111 197V195L113 194L115 200H116V199L119 200L118 202H119L120 204L117 203V200H116V204L114 203L115 205L110 206L111 204L109 203V204H110V205H109L108 202H106L108 199H106V200L103 199V200H102L103 202H101V199H99V197L96 196V195H99V194H96V195H95V196L98 198V200H97L96 197H95L96 199H95L94 197H91V194H90V193L93 194V192H90V189L92 190V188H89V186L87 187L86 185H90V183L92 184L91 180H94V179H91L90 177H94V176H93V175H92V176L89 175L90 173H88V171L85 173V171H86V169H87L86 167H84V168H85L84 170H81V171H83V172H82L83 174H80V175H79V179H78V181L80 180V182H78V184L81 183V180H83L82 182L85 183L86 180H84V179H85V176H84V175H85V174H86L87 176L89 175L90 183H89V178L86 177V179H88V183H86L85 185H80V187H82V186L85 187V186H86V187H85L86 189L89 188V193L87 192L88 190H87V191L84 190L85 188H83V189L81 188V189H82L81 192H80L81 189H80V190L78 189V191H77V189H76V191L74 190L75 187H76V186H75V183H77V182H76V181H77V178H75V180H73L72 178H74V177H71L72 180L70 179V180H69L70 182L68 181V179H66L67 184H66L65 181H64L65 183L60 181V180H62L63 178L65 179V178L68 177V175H67L66 177H64L67 173H69V175H70V174L73 172L72 170H74V168L72 167V170H71V167H69L70 164H69V165L66 164V168H65L66 170H63V168H62V169L60 168V171L63 172V173H64V171H68V172H65V173H64V176L62 177V179L58 180V181H60V183L66 184V186L69 187V188H67V187H66L65 185H63V184H61L62 186L60 185V186L58 187V186H57L58 182H57V184H55V180L57 181V179H59V177L61 178L60 175H61L62 173L60 174V171H58L59 169H58L57 171H55V173H54V171H53L54 169H51V168H50L51 166L53 167L54 163H53V162H50L51 160H49V159H50L49 157H48L49 159L47 158V156L50 155V154H48V151H47V150H49V149H45V150H46V152H45L44 149L41 150L42 148L36 145V149H37V150L34 151V148H35V147L32 145V147H31V151H34V153L32 152L33 154H32V153H31V154H28V152L30 153V151H29L30 148H29L28 151H27V150H25L24 148H22V145H21V144H23V143H25V142L22 143L21 140H20L21 143H20V142H14L15 139H16V141L19 140V139H18L19 136H18V133H16V134H13V133H12V132L14 131V128H13L14 125L12 126V125H11L12 123L10 124ZM22 122H23V123H22ZM34 122H36V123H34ZM65 122H66V123H65ZM68 122H69V121H68ZM77 122H78L80 125L77 126ZM29 123H31V124H29ZM99 123H100V122H99ZM35 124H37V126H36ZM68 124H69V125H68ZM72 124H73V125H72ZM97 124H98V123H97ZM10 125H11V126H10ZM25 125H23V126L25 127ZM59 125H60V126H59ZM66 125H68L69 128H68V126L66 127ZM1 126H0V127H1ZM15 126H14V127H15ZM35 126H36V127H35ZM73 126H74V127H73ZM83 126H84V127L86 126V128H83ZM102 126H103V125H101L100 128H101ZM9 127H11L12 130H11ZM34 127H35L36 129H37L38 127H39V128H38L37 130H35ZM46 127H47L48 131H49V129H50V131L52 130V131L55 132V133H57L58 130H59L57 137H56V134H55V137H56V138H54L53 136H51V137L49 136V137H50V140H51V141H50V140L47 138L48 136H46V135H49L50 131H49V132L47 131L48 134H45V133H46V129H45ZM54 127L57 129V131H56V129H54L55 131L53 130ZM93 127H94V124H93ZM95 127L98 128L99 126L95 125ZM6 128H7V129H6ZM40 128H42V129H40ZM102 128H103V127H102ZM189 128H190V127H189ZM8 129H10V132H9ZM79 129H80V130H79ZM84 129H85V130H84ZM88 129H89V128H88ZM93 129H94V128H93ZM93 129H92V130H93ZM190 129H193V128L191 127ZM40 130H41V131H42V130L45 131L44 135H42V136H45L48 140H46L45 137H42V136H41V134H43V133H42V132H39ZM60 130H63V131H60ZM82 130H83V131H82ZM97 130H98V129H96V131H97ZM15 131H14V132H15ZM73 131H74V132H73ZM98 131H99V130H98ZM37 132H38V133H37ZM72 132H73V133H72ZM86 132H87V131H86ZM88 132H89V134L91 133V131H89V130H88ZM93 132H95V131H92V134H94ZM99 132H100V131H99ZM101 132H102V131H101ZM237 132H238V133H241V134H244L245 131H244L243 128H239V129L237 130ZM7 133H9V136H8ZM63 133H62V134H63ZM70 133H71V138H70V135H69ZM82 133H83V134H82ZM97 133H98V132H97ZM10 134H12V135H10ZM36 134H37V136H36ZM50 134L52 135V133H50ZM81 134H82V135H85V139H86V140L90 139V141H89V140L86 141V140L84 139L83 136H80ZM102 134H103V133L100 134V137H101ZM2 135H4V136H2ZM14 135H15V136H14ZM16 135H17V136H16ZM53 135H54V133H53ZM86 135H87V137H86ZM90 135H91V134H90ZM96 135H97V134H96ZM96 135H95V136H96ZM1 136H2V138H1ZM6 136H7V137H6ZM10 136L12 137V140H13V141L11 140V137H10ZM13 136H14V137H13ZM31 136H30V137H31ZM35 136H36V138H35ZM59 136H61V133H60ZM63 136H65V135H63ZM63 136L58 137V138H59V139H60V138H61V139H63V138L65 139L66 137H63ZM93 136H94V135H93ZM93 136H92V138H93ZM107 136L109 137V135H107ZM4 137H5V139H4ZM15 137H16V138H15ZM20 137H19V138H20ZM37 137H39V138H37ZM62 137H63V138H62ZM76 137H77V138H76ZM88 137H89V138H88ZM98 137H99V135H98ZM98 137H96V138H98ZM14 138H15V139H14ZM53 138H54V139H53ZM69 138H70L71 140H69ZM80 138L84 139L86 142H84V140L82 141V139H81V141H82V142H81V141H80ZM111 138H114V137L111 136ZM122 138H123V137H121V139H122ZM124 138H125V137H124ZM145 138H146V137H145ZM154 138L156 139L157 136H155ZM162 138H163V137H162ZM2 139H3V140H2ZM36 139L38 140L37 143H36ZM40 139L42 140V142H40V141H41ZM52 139H53V140H52ZM61 139H60V140H61ZM115 139H116V137H115ZM121 139H120V137H119V140H121ZM128 139H129V137H128ZM137 139H138V137H137ZM163 139H165V138H163ZM123 140H124V139H123ZM147 140H148V141H147ZM161 140H162V139H161ZM173 140H174V141H173ZM1 141H2V142H1ZM23 141H24V140H23ZM43 141H44V142H43ZM52 141H53V143H52ZM57 141H58V140H57ZM116 141H117V139H116ZM164 141H165V140H164ZM171 141H172V142H171ZM176 141H178V142L175 143ZM189 141H191V140H188V142H187L186 144L190 143ZM39 142H40V143H39ZM45 142H46V143H49V144H45ZM50 142H51V143H50ZM61 142H62V143H61ZM64 142H66V141H64ZM80 142H81V143H80ZM96 142H97V143H96ZM113 142H114V141H113ZM132 142H133V143H132ZM146 142H147V143H148V142H149V143L152 142L153 145H152V143L147 144ZM3 143H2V144H3ZM32 143L29 142V144H32ZM60 143H61V144H64L63 141H60ZM60 143H59V144H60ZM83 143H82V144H83ZM145 143H146V144H145ZM93 144H94V145H93ZM102 144H103V145H102ZM114 144H115V143H114ZM183 144H182V145H183ZM193 144H194V143H193ZM261 144H264V143H261ZM44 145H46V146H44ZM100 145H101V146H100ZM146 145H148V146H146ZM151 145H152V146H151ZM177 145H178V146H177ZM188 145H190V144H188ZM14 146H15V147H14ZM19 146H21V147H19ZM98 146H100V147L98 148ZM115 146H116V144H115ZM117 146H116V147H117ZM149 146H150L151 149L149 148ZM171 146H172V145H171ZM185 146H186V145H185ZM185 146H184V147H185ZM194 146H195V145H194ZM17 147H18V148H17ZM23 147H24V145H23ZM26 147H27V145H25V148H26ZM28 147H29V146H28ZM33 147H34V148H33ZM37 147H38V148H37ZM50 147H51L52 149H51ZM65 147H67V145H65ZM113 147H114V148H113ZM146 147H147V148H146ZM160 147H163V145L160 146ZM181 147H182V146H181ZM260 147H264V145H262V146H260ZM15 148H16V151L18 150V153H15V152H16V151H14ZM40 148H41V149H40ZM84 148H85V147H84ZM84 148H83V149H84ZM96 148H98V149L95 150ZM145 148H146V149H145ZM148 148H149V149H148ZM168 148H169V149L171 148V149L169 150ZM176 148H177V149H176ZM194 148H195V147H194ZM21 149L27 151V153L24 152V153H25V154H24L23 151H22ZM26 149H27V148H26ZM38 149H39L40 152L38 151ZM77 149L80 150V151H78ZM110 149H111L112 152L110 151ZM112 149H113V150H112ZM116 149H117V151H119L118 148H115V150H116ZM121 149H120V150H121ZM132 149H133V148H132ZM54 150H55V149H54ZM102 150H103V151H102ZM104 150H105V152H104ZM163 150H164V151H163ZM178 150H179V151L181 150V151L178 153ZM42 151H44V152H42ZM58 151H60V150H57V152H58ZM156 151H157L159 154H158ZM175 151H176V153H178V154L180 155V157L183 156L184 158H183V159L181 158L182 160H180V157H179V155H177V154H176V156H175L176 159H175L173 156H171V155H175V154H172V153H174ZM186 151H187V152H186ZM193 151H194V150H193ZM195 151H196V150H195ZM20 152H22L23 154L20 153ZM36 152H37V153H36ZM78 152H79V153H78ZM107 152H108V154H110V156H109L108 158L106 157V156H107ZM135 152H136L137 154L140 153V154H139V155H140V159H139V157H138V158L136 157L137 155L135 156V154H136ZM142 152L144 153V155L141 154ZM155 152H156V153H155ZM164 152H165V153H164ZM170 152H172V153H170ZM189 152H188V153H189ZM4 153H5V154H4ZM10 153H11L13 156H12ZM40 153H47L48 155L40 154ZM95 153H98V154H95ZM102 153L104 154V158H103V157L100 158V156H102ZM111 153H115L116 155L120 156L121 158H120V157H119V158H120L121 160H119L117 156H116V157H115V156H111V155H112ZM117 153H118V154H117ZM166 153H167V154H166ZM180 153H181V154H180ZM1 154H2V155H1ZM14 154H15L16 156H17V155H18V156L15 157ZM19 154H20V155H19ZM38 154H39V155H38ZM86 154H87V153H86ZM91 154H92V156H90ZM99 154H100V155H99ZM115 154H114V155H115ZM121 154H122V155H126V154H127L126 156H128V157H125V156L123 157V156H121ZM130 154H134V156H135L136 158H135L134 156L131 155L132 157H134L133 159H131ZM24 155H25V156H24ZM27 155H29V156H27ZM32 155H34V156H32ZM41 155H42V157H41ZM72 155H74V157H72ZM79 155H80V156H79ZM98 155H99V158H97ZM155 155H157V159H156V156H155ZM161 155H162V156H161ZM193 155H194V154H193ZM195 155H196V154H195ZM22 156H23V157H22ZM88 156H90V157H88ZM94 156H95V157H94ZM96 156H97V157H96ZM166 156H167V157H166ZM177 156H178V158H177ZM13 157H14V158H13ZM28 157H29V158H28ZM30 157H31V158H30ZM32 157H33V158H32ZM38 157H39V159H40V158H41V159L39 160ZM44 157H45V159H44ZM62 157H63V159H62ZM113 157H114V158H113ZM129 157H130V158H129ZM144 157H145L146 159H145ZM170 157H172V158H173L174 160H176V161H174V160H173L172 158H170ZM21 158H22V160H21ZM52 158H51V159H52ZM80 158H81V157H80ZM89 158H90V159H89ZM93 158H94V159H93ZM96 158H97V161H96ZM109 158H112V160L109 159ZM122 158H123V159H122ZM143 158H144L145 160H147V161H145ZM167 158H168V159H167ZM191 158H192V157H191ZM193 158H194V156H193ZM10 159H11V160H10ZM14 159H15V162H16V161L18 162V160H20V161H19L18 163L16 162V165H15V164L12 165L13 163H15V162H13ZM42 159H43V160H42ZM56 159H57V160H56ZM124 159H127V160H124ZM141 159L144 160L146 163L141 161V164H140V167H139V168H141V165L148 166L149 168H148V167H142V168H145V169H146V172H144L145 169H144V171H142V172L144 173V175H142V176H140V175H141V172H140V171L143 170V169L141 168V170H137V171H139V172H138V175L140 176V178H137V177H136V175H137V171H135V169H134V168H136V165H134V164H135V161L138 162V163H140L139 160H141ZM155 159L158 160V161L161 162V163L163 162V164H164L165 161H166V163H167V162H170V160L172 159L174 162H173V163L170 162V163H171V164H175V165H177V167H179V168H176L177 170L174 169V171H173V170H171V168H172L173 166H171V165L168 164L169 166H171V167H170V171H168V170H169V169H168L169 166H167V164H165L164 166H162V164L160 163V164H159V168H160V170L162 171V174H161V171L159 170V168H157V167H158L157 164H158L159 162L156 163ZM159 159H160V160H159ZM196 159L198 160L197 155H196ZM41 160H42V162L45 161V163H42ZM61 160H62V161H61ZM69 160H70V161H69ZM115 160H116V161H119V163H118V164L116 163V164L114 165V161H115ZM167 160H169V161H167ZM177 160H178V161H177ZM179 160H180V161H179ZM186 160H187V159H186ZM8 161H9V162H8ZM39 161H40V163H39ZM57 161H58V162H57ZM59 161H60V162H59ZM79 161H80V160H79ZM120 161H121V163L123 164V166H122V164H121V166H122L123 168L119 165V164H120ZM133 161H134V162H133ZM154 161H155V163H153ZM184 161H185V162H184ZM187 161H191L190 157H188V160H187ZM193 161H195V160L193 159ZM198 161H199V160H198ZM34 162L36 163V164H35V167H34ZM48 162L51 164V166H50V164H49ZM62 162H63V163H62ZM175 162H176V163H175ZM177 162H178V163H177ZM8 163H9V164H8ZM11 163H12V164H11ZM19 163H20V164H19ZM30 163H31L32 165H31ZM47 163H48L49 165H47ZM56 163H55V164H56ZM128 163H129V164H128ZM138 163H137V164H138ZM143 163H145V164L148 163V165H145V164H143ZM149 163H150V165H149ZM183 163H184L185 165H187L186 167L188 168L187 170H189V172H185V171H186L185 168H184L185 166H184V165L182 166ZM196 163H197V161H196ZM196 163H195V164H196ZM21 164H24V165H21ZM29 164H30V165H29ZM44 164H45V165H44ZM57 164H56V166L54 165L53 168L58 167ZM76 164H78V165H76ZM131 164L133 165V167H132ZM153 164H155L156 166L153 165ZM192 164H193V166H194L195 168H194V167H191ZM197 164H198V163H197ZM197 164H196V165H197ZM19 165H20V166H19ZM37 165H38V166H37ZM42 165H44V166H43L44 169H43ZM103 165H104V164H103ZM117 165H118V166H117ZM30 166H32V167H30ZM40 166H41L42 168H41ZM60 166H59V167H60ZM104 166H106V165H104ZM110 166H111V168H113L112 170L109 168ZM126 166H131V167H132V168H131L132 170L129 169V168H130V167H129V168H128L129 171H128V169H127ZM23 167H24V168H23ZM37 167H38L39 169H38ZM46 167H47V169H46ZM67 167H69L70 170H68ZM78 167H79V168H78ZM152 167L154 168V170H153ZM163 167H164V168H163ZM165 167H167V168L165 169ZM180 167H181V168H180ZM182 167H183L184 170H182ZM189 167L191 168V170H190ZM199 167H200V166L198 165L197 168H199ZM32 168H35V169H33L34 171L32 170ZM91 168H92V167H91ZM105 168H104V170H105ZM156 168H157V169H156ZM174 168H175V167H174ZM192 168H193V169H192ZM41 169H43L44 171L41 170ZM49 169H50V171H49ZM137 169H138V167H137ZM202 169H206V168H202ZM202 169H199V171H201ZM211 169H212V168H211ZM211 169H210V170H211ZM214 169H215V168H214ZM216 169H217V168H216ZM220 169H223V168H220ZM220 169H219V170H220ZM259 169H260V168H257V170H259ZM261 169H264V168H261ZM261 169H260L259 171H261ZM10 170H11V171H10ZM35 170H39V171H36V172H35ZM45 170H47L48 173H45V172H46ZM62 170H63V171H62ZM75 170H74L73 175H76V177H78L77 174L81 173V171L79 172V171L76 170L77 173H75ZM100 170H99V171H100ZM130 170H131V171H135V172L132 173ZM148 170H150L151 173L148 172ZM225 170H226V168H225ZM225 170H223V171H218V170H217L218 172L215 171V172H217V173H220V172H221V173H222V172L224 173V172H225V174L222 173L221 175L218 174V175H215V176H214V173H213L212 175L210 174V175H211V176L209 175V176H210V179H209V180H206V181L203 182V183H205V182L210 181V184L208 183L209 185H207V186L205 185L207 188H204V190L207 189V191H209V190H208V186L210 187L209 189H212V188H211V185H212L211 181L214 182L213 180L216 181V179H217V180L222 179V178H220V177H222L223 175H226V176L229 175L230 173L233 172V170L236 172L235 169L230 170V169L228 168V171H230V173L228 174V171H225ZM240 170L238 169L237 172L239 173ZM249 170H250V169H249ZM251 170H252V169H251ZM4 171H6V172H4ZM12 171H13V172H12ZM14 171H16V173H18V174H16ZM32 171H33V174H32ZM69 171H70V172H69ZM99 171H98V173H97V176H98V174H99ZM154 171H156V172H154ZM157 171H159L160 174H159V175L157 174V175H158V179H159L158 181H159V182H158L157 180H156V181L159 183V184H157V185L159 186V187H158L159 189L156 191V190L154 189V187H151V188H150V186H155V188L157 189V186L154 185L155 183H152V182L150 181V179H151L152 177H153V178L151 179L152 181H153V179H155V178L157 179V177H155ZM165 171H166V172L168 171V172H167L168 174L170 173L169 176H167L168 174H167ZM172 171H173V172H172ZM183 171H184V172H183ZM196 171H197V170H196ZM205 171H209V170H205ZM10 172H11V173H10ZM34 172H35L36 177L34 176ZM38 172H39V173H38ZM49 172H50V173L53 172L54 174H53V173H52V174H53L55 177H56V175H57V178L53 177L52 174H50ZM56 172H57L58 174H60L59 177H58V174H57ZM78 172H79V173H78ZM171 172H172V174H173L174 176H176V175H177V176L174 177L173 175H171ZM174 172H175V173H174ZM203 172H204V170H203ZM203 172L201 171L202 174H204ZM209 172H210V171H209ZM213 172H214V171H213ZM226 172H227V174H226ZM12 173H13V175H15L17 178L20 177V179H21V175H22V178H23L24 180H27V179L29 178L28 180L31 181V182L33 181L32 183L34 184V187H35L36 189L33 188V184H32V183H31V184H32V186H31L32 188H30V187H29L30 185H29V186L26 185V184H28V183H24V184H22V181L20 182V181H17V180H14V181H15V182H14L13 180H11V179H12L11 177H13ZM19 173H20L21 175H20ZM36 173H38V175H37ZM84 173H85V174H84ZM87 173H88V174H87ZM95 173H96V172H95ZM101 173H102V176L105 175V174L103 175V169H102ZM143 173H142V174H143ZM148 173H149V175L152 176V177L148 176V175H147ZM153 173H154V174H153ZM165 173H166L167 175H165ZM183 173H184L185 175H183ZM194 173H195V174H194ZM211 173H212V170H211ZM233 173H234V172H233ZM238 173H236V174H238ZM256 173H259V172H256ZM260 173H261V172H260ZM9 174H8V175H9ZM30 174H32V175H30ZM42 174H43V175H42ZM45 174H49V175H50V178H49L48 175L46 176ZM125 174H127V175H125ZM189 174H187V175H189ZM215 174H216V173H215ZM250 174H251V176H250ZM23 175H24V177H25V176H26V177L24 178ZM62 175H63V174H62ZM73 175H70V176H73ZM82 175H83V178H81ZM99 175H100V174H99ZM160 175L163 176V179H162V180H161L162 176H160ZM187 175H186V176H187ZM190 175H191V174H190ZM207 175H208V174H207ZM231 175H232V174H231ZM253 175H254L255 177H254ZM260 175H261V174H260ZM6 176H7V175H6ZM70 176H69V178H70ZM108 176H109L110 178H109ZM127 176H128V178H127ZM139 176H138V177H139ZM159 176H160V177H159ZM164 176H167V177L165 178ZM170 176L174 179V180L172 179L171 182H172V181H175V182H176V181H178V180L180 181V182H177V183H176V184H177V187H178V184H179V188H177V190H175V189H176V185L174 184L175 187L173 188V187H172L173 185L171 184V182L169 183V182L167 181V182H168V186H169V188L167 187V189H168V191H170V193H169V192L167 193L166 191H163L164 188H162V187H163L162 184H161L162 187L160 188V183L163 182V184H164V180L168 179ZM205 176H206V173H205V175H203L202 178L204 179ZM209 176H208V177H209ZM212 176H213V177H212ZM216 176H217V177H216ZM218 176H220V177L218 178ZM229 176H230V175H229ZM240 176H241L242 178H240ZM246 176H247V177H246ZM27 177H28V178H27ZM38 177H40V178H38ZM52 177L55 178V179H53ZM146 177H148V179L150 178V179H149V182H150V183H149L148 181H147L148 183L146 182ZM191 177H193V176H191ZM215 177H216V178H215ZM230 177H231V179H233V177H234V179L236 180L235 175H232V176H230ZM248 177H249V178H248ZM258 177H259V175H258ZM260 177L262 178V181H264V173H262V176H260ZM260 177H259V179L261 180ZM14 178H15V177H14ZM14 178H13V179H14ZM31 178H32L33 180H31ZM41 178H44V179L41 180ZM45 178L47 179V181H45ZM104 178H108V179H110L111 182H112V180H113V182H112L111 184H109V182L107 181V183L105 184L104 182L106 181V179H104ZM177 178H178V180H175V179H177ZM189 178H190V176H189ZM189 178H188V179H189ZM194 178L197 179V180H195ZM202 178L199 177L200 180H201ZM214 178H215V179H214ZM253 178H254V179H253ZM9 179L11 180V182H9V181H10ZM20 179H18V180H20ZM23 179H22V180H23ZM35 179H36L37 181H36ZM95 179H96V178H95ZM97 179H98V178H97ZM99 179L102 180L100 177H99ZM99 179H98V180H99ZM108 179H107V180H108ZM114 179H115V180H114ZM124 179H125V178H124ZM188 179H187V180H188ZM190 179H192V178H190ZM207 179H208V178H207ZM225 179H230V178H228V177L226 178V177H225ZM231 179H230V180H231ZM53 180H54V181H53ZM98 180H97L96 182H98ZM168 180L170 181V179H168ZM193 180L196 181V182H198V183L200 182V181L198 180V177H197V176H196V177H193L192 181H193ZM204 180H205V179H204ZM237 180H238V179H237ZM2 181H3V182H2ZM71 181L75 182L74 185H73V184H70V185L68 184V182L71 183ZM119 181H121V182H119ZM130 181H129V183H130ZM156 181H153V182H156ZM202 181H203V180H201V182H202ZM231 181L233 182L234 180H231ZM246 181H247L248 183H246ZM262 181H261V182H262ZM7 182H8V183H7ZM13 182H14V183H13ZM45 182H47V183H45ZM73 182H72V183H73ZM94 182H95V180H94ZM94 182H93V183H94ZM145 182H146L147 184H145ZM157 182H156V183H157ZM165 182H166V181H165ZM187 182H191V180H190V181L188 180ZM201 182H200V183H201ZM252 182H253V183H252ZM261 182H260L259 184H261ZM10 183H12V184L10 185ZM16 183H17V184H16ZM19 183H21V184H19ZM60 183H59V184H60ZM102 183L105 184V185L103 186ZM172 183H173V182H172ZM194 183H195V182H194ZM194 183L192 182L191 185L189 184V185H188V186H189L188 188H192V187H193L192 189H194V190H198V193H197V191H195L197 194H202V193L204 192L203 188H201V186H202L203 184H202V183H201L202 185L199 184V185H200V188L197 189L196 187H198L199 185H198V183H195V184H194ZM219 183H220V184H219ZM5 184H6V186H5ZM8 184H9V185H8ZM18 184H19V185H18ZM82 184H83V183H82ZM94 184H95V183H94ZM94 184H93V185H94ZM107 184H109V185H107ZM148 184H149V185H148ZM165 184H167V183H165ZM186 184H188V183H186ZM193 184H194L196 187H195ZM234 184H235V183H234ZM251 184H253V185L251 186ZM22 185H24V186H22ZM35 185H38L39 187L37 188ZM41 185H42V187H44V188H42ZM49 185L52 186V187H48ZM71 185L74 186V189H73V190L70 189V188H72ZM76 185H77V184H76ZM117 185H116V186H117ZM126 185H127L126 187L128 188V186L130 185V184L128 185V181H127V184H126ZM214 185H215V182H214ZM230 185H231V183H230ZM232 185H233V183H232ZM94 186H96V185H94ZM132 186H133V185H132ZM132 186L130 185V187H132ZM165 186H166V185H165ZM205 186H203V187H205ZM247 186H248V187H247ZM256 186H257V187H256ZM262 186H264V185H262ZM26 187H27V188H26ZM64 187H66V188H64ZM78 187H79V186H78ZM109 187H110V186H109ZM111 187H110V188H111ZM130 187L128 188L129 190H131ZM142 187H143V188H142ZM180 187H181V188H180ZM222 187H223V188H222ZM250 187H251V188H250ZM254 187H255V188H254ZM45 188H46L47 190H46ZM58 188H59V189H58ZM62 188H64V190H62ZM76 188H77V187H76ZM188 188L186 187V189H188ZM195 188H196V189H195ZM256 188H257V189H256ZM38 189H39V190H38ZM41 189H43L44 193H46V196H49V197H50V198L48 197L49 199L46 198V196H44V193L42 192ZM48 189H49V191H48ZM53 189H54V190H53ZM69 189H70V190H69ZM94 189H95V190H94ZM106 189H107V190H106ZM128 189H126V190H128ZM178 189H181V190H182V191H181L182 193H181L180 190H178ZM192 189H191V190H192ZM201 189L203 190V192H202ZM222 189H223V190H222ZM251 189H252L253 191H252ZM255 189H256V190H255ZM50 190H51V191H50ZM117 190H118V191H117ZM153 190H154V193H152ZM164 190H166V189H164ZM200 190H201V191H200ZM224 190H225V191H224ZM233 190H234V191H233ZM237 190H239V191L237 192ZM250 190H251V191H250ZM254 190H255V191H254ZM259 190H258V191H259ZM45 191H46V192H45ZM71 191H72V192H71ZM73 191H75V192H73ZM83 191L86 193V195H89L88 197H89L90 199H89L88 197H85V196H84L85 193H84ZM114 191H115V192H114ZM121 191H122V189H121ZM132 191H133V189L131 190V192H132ZM207 191H205L206 193L204 192V195H205V194L207 195ZM226 191H227V194H226V193H225V194L227 195V197H224L225 194H223V193L226 192ZM232 191H233V192H232ZM33 192H34V193H33ZM37 192H38V193H37ZM47 192H50V193L47 194ZM58 192H59L60 194H59ZM68 192H69V193H68ZM76 192H78V193H76ZM125 192H127V191H125ZM131 192H128V193H129V194H132ZM133 192H134V191H133ZM135 192H136V191H135ZM135 192H134V193H135ZM141 192H142V191H141ZM141 192H140V193H141ZM161 192H162V193H161ZM165 192H166V193H165ZM178 192H179L180 194H179ZM191 192H193V190H192ZM195 192H194V193H195ZM199 192H202V193H199ZM209 192H210V191H209ZM209 192H208V193H209ZM235 192H236V194H235ZM253 192H255V193H253ZM42 193H43V194H42ZM61 193H63V195H62ZM70 193H72V194H70ZM73 193H74V194H73ZM87 193H88V194H87ZM114 193H115V194H114ZM128 193H125L126 196H127ZM142 193H143V192H142ZM142 193H141V194H142ZM183 193H184L185 195H184ZM194 193H193V194H194ZM196 193H195V194H196ZM210 193H211V192H210ZM212 193H213V192H212ZM259 193L261 194V197H260V194H259ZM39 194H40V195H39ZM50 194H51V195L53 194V197H55L54 200H56L55 202L58 203L57 206L60 207V211H61V209L63 210V211H61V212L59 211V214L62 213V215H65L64 217H66V218L63 219V217H62L61 215H58V214H57V213H58V212H57L58 209L55 210V208H53V207H55V206L53 205V204H54V201H53V200L51 201L53 207L51 206V204H48V203H50V199H53V197H51ZM67 194H69V195H67ZM75 194H76V195H75ZM78 194H79L80 196H79ZM81 194H83V195H81ZM110 194H111V195H110ZM129 194H128V195H129ZM166 194H167V195H166ZM168 194H171V195H172V196H170L171 199H170V197H169L168 199H170V200H174V202L176 203V205H174V203H173V208H175V210H176V214H177V209H178V211L181 212V213H180V212L178 213V216H179L180 214H181V215L183 214V213H182V212H183V209H185V210H184L185 213H186V211H188L186 215H189V217L186 216V215H182V216L180 215L181 218H182V217L184 218V220H183V218H182V221H183V222H181V220L179 221V219H181V218H180V217H177L176 214H175L174 212H173V214H174L173 216L176 217V218H174V217L169 218V217H168L169 212H167L168 210H166V209H167L168 205H170V204H167L166 201H165V198H167V196H169ZM182 194L184 195V197H183ZM191 194H192V193H191ZM197 194H196V195H197ZM220 194H222V195H220ZM228 194H229V195H228ZM238 194H239V195H238ZM245 194H246V195H245ZM255 194H256L255 200L257 201V204H255V206H256V205L258 206V202H259V205H261V206H259L260 208H258L257 206L255 207V208H258V209H257V211H258V212H257V214H258V217H257V218H256V216H254L255 214H252V213H254L253 208H252V209H251V208L249 209V207H251L252 205L250 206V203H249V205L247 204L248 201L251 202L250 200H252L251 203H253V201H255V200H253ZM60 195H61V196H60ZM66 195H67V197H64V196H66ZM77 195H78V196H77ZM181 195H182V196H181ZM196 195H195V196H196ZM206 195H205V197H206ZM211 195H212V194H211ZM236 195H237V196H236ZM37 196H38V197H37ZM42 196H44V197H42ZM70 196H71V197L73 196V200H72V198H71ZM75 196H76V197H75ZM92 196H94V195H92ZM109 196H110V197H109ZM185 196H186V197H185ZM195 196H194V197H195ZM207 196H210V195H207ZM217 196H215V197H217ZM234 196H236V197H234ZM238 196H239V197H238ZM240 196H241V197H240ZM244 196H246V197H244ZM61 197H62V198H61ZM77 197H78V198H77ZM80 197H81V198H80ZM107 197H106V198H107ZM118 197H121V198L118 199ZM133 197H134V198H133ZM136 197H139V199L136 200V199H137ZM172 197H173V198H172ZM182 197H183V198H182ZM221 197H224V198L221 199ZM230 197H232L233 200H235V199H236V200L239 199V200H240L239 203H238V202H234L232 199L229 200ZM247 197H248V198H247ZM44 198H45V199H44ZM75 198H76V199H75ZM91 198H93V199L91 200ZM104 198H105V197H104ZM114 198H112V199H113V201L115 202ZM144 198H143V199H144ZM152 198H153V199H152ZM156 198H158V199H156ZM241 198H242V200H241ZM252 198H253V199H252ZM258 198H259V199H258ZM77 199H79V200L82 202V204H79L80 206L83 205L82 208H83V207L85 208V206H86V208H85L86 210H84L85 212L88 211V212H91L90 214H92L93 211H90L89 209L91 208V210H94V209H96V208L93 209L92 207H90L91 205H92V206H93V205H94V206H99V207H100L101 205H103V206H106V207L101 206L100 209H101V210H102V208L104 209L103 211H101V214H104V213L109 214V216L107 215V217H106V218H108V217L111 216V215H110V212H112V215H113V216H111V218L113 217L112 219L114 220V218H116L115 216L117 215L118 218H119V220H118V218L115 219L114 221H117V223H115L111 218H108L107 220H110V219H111V221L113 222V223H111V222H109V221H107V220H104V219H105V216H104V215H106V214H104L103 216H101L102 218L104 217V219H101V217H100V218H97V217H98V216H97L96 218H97V219H100L101 222H102V220H104V222H103L104 224H105V223H108V224L111 223V224H109V225H113V226L115 225V226H114V227H110L108 224H105V225H106V226H105L106 229H105V227L102 228V230H101V228H100V231H101V232H100V231H99V232H98V231L95 232V231H93V229H92V233H93V232H95V233H94V234L91 233L92 235H90V232H89V233H88L89 236L87 237L88 239H86L85 237H83V236H85V235H84L85 233L83 234V231L86 230V224H87V221L89 220L88 223L91 221L89 218L91 217L92 219H94V217H92V216H93V215H92V216L88 217L87 220H86V218H84V219L86 220V221H84L85 224H83L84 222H83V223L81 222V218H80V217H81V214H83V216H82V218H83V217L88 216L89 213L87 212V213H88V214H87V213H84V212H83V213H81V214H78V212L80 213L81 209H79L80 211H78V209H77L79 206L77 207L76 204L80 202V201L77 202V201H76ZM82 199H83V200L85 199L84 202L82 201ZM112 199H109V201H110L111 203L113 202V201H111ZM147 199H148V198H147ZM155 199H156V200H159V202H161L162 204H163V203H166V204H165L166 207L163 206V205H161L160 203H158V201H157V203H154V204H157V205L159 204V206L162 207V208H161L162 210H163V207L166 208V209H164L166 213L164 214V212H163V215L167 216V217L165 218V220H166L167 222H169L168 225H167L164 221H163V222H164L163 224H165V225H161L162 222L160 223V221H162L164 218H163V217L160 218V217H161L160 214H158V215H160L159 218H160L161 220L159 219V221H156V220H155V221H152V220H153V217H152V216H151V217H148V219H146L145 217H147V216H144L143 213H141V212H143V211H144V212H147V211H148V206H149V211H150V207H152V206H151V203H152V201L155 200ZM168 199H167V200H168ZM182 199H183V200L186 199V201H184V203H181L180 201H182ZM189 199H191V200H189ZM244 199H245V200H244ZM247 199H248V200H247ZM260 199H261V200H260ZM45 200H46V201H45ZM86 200H87V201H86ZM95 200H96V202H95ZM104 200H105V201H104ZM125 200H126V197L123 199V201L125 202ZM156 200H155V201H156ZM170 200H169V201H170ZM187 200H189V201H187ZM192 200H193V202H192ZM205 200H208V201H206L207 203H205ZM209 200H210V201H209ZM236 200H235V201H236ZM74 201H76V202H75L76 204H74ZM85 201L87 202V204H86ZM93 201H94V202H93ZM137 201H138V203H137ZM155 201H154V202H155ZM198 201H199V204H200V205H199L200 209L198 208V210H199L200 212L203 210L205 213L202 212L201 214H199V211L197 212V210L195 209V208H197L198 206H197V207L194 206V208H193V205H198V203H197ZM229 201H231V202H229ZM244 201H246L247 206H249V207H246V208H245V211H246L247 208H248L250 211H252V213H251L250 211H247V212H248V216L246 215V212H245V211H244V212L241 211V210L244 209V208L241 207V205L245 203ZM90 202H91V203H90ZM99 202H100V203H99ZM172 202H173V201H172ZM188 202H190V203L192 202V203L189 205ZM226 202H227V203H226ZM240 202H241V203H240ZM45 203H46V204H45ZM84 203H85V205H84ZM89 203H90V204H89ZM93 203H94V204H93ZM103 203H104L105 205H104ZM132 203H133V204H132ZM146 203H148V202H146ZM168 203H171V202H168ZM185 203H187V204H185ZM194 203H195V204H194ZM203 203H205V204H203ZM106 204H107V205H106ZM117 204H119L118 207H117L118 209L116 208V205H117ZM121 204H122V205H121ZM130 204H132V205H130ZM152 204H153V203H152ZM154 204H153V205H154ZM181 204H182V205H181ZM209 204H210V205H209ZM231 204H232V205H231ZM236 204H237L238 206H237ZM55 205H56V204H55ZM75 205H76V206H75ZM89 205H90V206H89ZM141 205H142V206H141ZM191 205H192V206H191ZM204 205H207V207L204 206ZM214 205H215V206H214ZM219 205H220V206H219ZM225 205H226V206H225ZM229 205H230V206H229ZM239 205H240V207H241L242 209L239 208ZM50 206H51V207H50ZM94 206H93V207H94ZM109 206H110V207H109ZM113 206H115V207H113ZM123 206H124V207H123ZM146 206H147V207H146ZM170 206H171V205H170ZM175 206H176V207H175ZM209 206H210V207H209ZM235 206H236L237 208H234ZM243 206H244V205H243ZM76 207H77V208H76ZM187 207H189V208H187ZM219 207H220V208H219ZM252 207H254V205H253ZM261 207H262V208H261ZM79 208H81V207H79ZM119 208H120V209H119ZM136 208H137V209H136ZM145 208H146V209H145ZM152 208H154V207H152ZM157 208H160V207L155 206L154 209L156 210ZM171 208H172V207H171ZM171 208H170V212L172 213ZM181 208H182V211H181ZM203 208H204V209L206 208V210H208V212L205 211ZM207 208H208V209H207ZM215 208H216V209H215ZM218 208H219V209H218ZM226 208H227L228 210H226ZM233 208H234V209H233ZM97 209H98V208H97ZM100 209H99V211L95 210V212H94V213H95V216H96V214H97L96 211H97L98 214H99ZM161 209H160V210H161ZM187 209H188V210H187ZM191 209H192V210L194 209V211L196 210V212H193ZM220 209H221V210H220ZM222 209H223V210H222ZM82 210H83V209H82ZM105 210H106L107 212H105ZM121 210H122V211H121ZM123 210L126 211V212H124ZM139 210H141V211H139ZM142 210H143V211H142ZM158 210H159V209H158ZM164 210H163V211H164ZM217 210H218V211H217ZM224 210H225V211H224ZM254 210H255V209H254ZM31 211H32V210H31ZM54 211H55V212H54ZM173 211H174V210H173ZM212 211H213V213H212ZM216 211H217V212H216ZM237 211L239 212V215H240V213H241V217H240V219H239V215H238ZM240 211H241V212H240ZM63 212H64V214H63ZM81 212H82V211H81ZM102 212H104V213H102ZM152 212H154L153 209H152V211H150V212H148V213L153 214ZM155 212H156V211H155ZM231 212H232V213H231ZM233 212H234V214H233ZM259 212H260V214H259ZM53 213H54V215H53ZM114 213H115L116 215H115ZM138 213H139V214H138ZM167 213H168V214H167ZM171 213H170V215H172ZM185 213H184V214H185ZM191 213H192V215H190ZM196 213H197V214H196ZM203 213H204V214H203ZM207 213H208V215H205V214H207ZM215 213H217V214H215ZM227 213H228V214H227ZM242 213H243V214H242ZM249 213L252 214V216L249 215ZM255 213H256V212H255ZM101 214H99V215H101ZM118 214H119V215H118ZM166 214H167V215H166ZM202 214L205 216V218H204V216H203ZM231 214H233V215H231ZM257 214H256V215H257ZM55 215L58 216V218H60V219L62 218V221H63V220H68V221L70 220V221L68 222L69 224H68L67 222H64V221H63V222L66 223V226H68V227L71 226V227H70V232L74 230L73 233H70L69 230H68V227H66V226L64 225V226L67 228L66 231L69 232V234H74V233H75V234H74L75 236H73V235H69L70 237L73 236V237L71 238L72 240H71L70 237L67 235V232H66L65 235L63 234V233H65L64 230L62 231L63 233H61L60 230H62L64 226H61L62 228L58 226V225H59L58 222H60V221L58 220L57 217L55 218ZM85 215H86V216H85ZM139 215H140V216H139ZM142 215H143V216H142ZM153 215H154V217H157V216H156L157 214H153ZM193 215H194V217H193ZM195 215H196V218H197V219L195 218ZM197 215H198V216H197ZM200 215L203 216V217L201 218ZM214 215H215V216H214ZM218 215H219V216H218ZM242 215H243V216H242ZM244 215L246 216V218H245L246 221H245V219H241L242 217H243V218L245 217ZM125 216H126V217H125ZM148 216H149V214H148ZM185 216L188 217V218H190V219L186 218ZM190 216H191V217H190ZM221 216H223V219H222ZM228 216H229V217H228ZM233 216H234V217H233ZM250 216L253 217V218H251ZM33 217L35 218V216H33ZM33 217H32V218H33ZM142 217H144L146 220L143 219ZM192 217H193V218H192ZM235 217H236L237 219H236ZM247 217H250V218L247 219ZM259 217H261V218H259ZM96 218H95V219H96ZM126 218H127V219H126ZM133 218H134V219H133ZM150 218H151L152 220H151ZM172 218H174V220L178 218V221H177V220H176V221H173ZM185 218H186V219H185ZM199 218H200L201 220H200ZM258 218H259V221H258ZM55 219H56V220H55ZM95 219H94V221H95ZM97 219H96V220H97ZM123 219H125L126 221L123 220ZM149 219H150V220H149ZM155 219H156V218H155ZM167 219H168V220H167ZM169 219H171V221H170ZM198 219H199V220H198ZM202 219H204V220H202ZM206 219H207V220H206ZM215 219H216L217 221H216ZM220 219H222V220H220ZM225 219H226V220H225ZM82 220H83V219H82ZM157 220H158V217H157ZM186 220H187V221H186ZM188 220H189V221H188ZM197 220H198V221H197ZM218 220H219V221H218ZM224 220H225V221H224ZM229 220H230V221H229ZM238 220H239V221H238ZM241 220H243V221H241ZM248 220H249V221H248ZM250 220H251V221H250ZM62 221H61V223H62ZM185 221H186V222H185ZM213 221H214V222H213ZM220 221H221L222 224L220 223ZM256 221H257V222H256ZM56 222H57V223H56ZM96 222H97V221H96ZM98 222H100V221H98ZM98 222H97V224H98ZM118 222H119V223H118ZM123 222H124V224H123ZM128 222H129V223H128ZM158 222H159V223H158ZM173 222H174V223H173ZM176 222H177V223H176ZM184 222H185V223H184ZM200 222H201V223H200ZM212 222H213V223H212ZM218 222H219V223H218ZM251 222H252V223H251ZM255 222H256V223H255ZM54 223H55V224H54ZM61 223H60V225H61ZM64 223H63V224H64ZM81 223H82V224H81ZM90 223H92V222H90ZM90 223H89V224H90ZM120 223H122V224H120ZM125 223H126V224H125ZM133 223H134V224H133ZM183 223H184V224H186V223L188 224V223H189L188 225L192 228V231H191V229H189L190 227H189V228L186 227L187 224H186V225H183ZM190 223H191V225H190ZM194 223H195V224H194ZM205 223H206V224H205ZM259 223H260V224H259ZM52 224H53V225H52ZM89 224H88L87 227H89ZM94 224H95V222H94ZM94 224L92 223L91 226H94ZM100 224H101V223H100ZM104 224H103V225H104ZM169 224H172V225L169 226ZM175 224H176V225H175ZM178 224H179V225H178ZM181 224H182L183 226H182ZM193 224H194V226L197 228L196 231H195V227H193ZM198 224H200V225H198ZM207 224H208V225H207ZM215 224L217 225L216 227H214ZM219 224H220L221 226H220ZM223 224H224V226H223ZM227 224H228V227L226 226ZM246 224H247V225H246ZM95 225H96V224H95ZM103 225L101 224V225H98V226L101 227V226H103ZM107 225H108V226H107ZM116 225H118V227H116ZM119 225H120V226H119ZM129 225H130V226H129ZM134 225H135V226H134ZM158 225H159V226H158ZM174 225H175V226H174ZM177 225L180 226V227L182 226V227H181L182 229H180V227H177ZM197 225H198V227H197ZM202 225H203V226H202ZM206 225H207L209 228H211V229H210L211 232H210L209 228L206 227ZM213 225H214V226H213ZM251 225H252V227H251ZM253 225H255V227H254ZM257 225H258V226H257ZM55 226H56V227H55ZM91 226H90V228H91ZM132 226H133V227H132ZM147 226H148V227H147ZM156 226H157V227H156ZM168 226H169V227H168ZM171 226H172V228H170ZM184 226H185V230H184V228H183ZM218 226H219V231L217 232V229H218L217 227H218ZM233 226H234V227H233ZM243 226H244V227H243ZM52 227H53V228H52ZM58 227L61 228L59 231H57V228H58ZM65 227H64V229H66ZM94 227H95V226H94ZM115 227H116V228H115ZM167 227H168V228H167ZM220 227H221V228H220ZM222 227H223V229H222ZM247 227H248V228H247ZM258 227H259V228H258ZM59 228H58V229H59ZM81 228L84 229V230H82ZM95 228H96V227H95ZM108 228H109V229H108ZM126 228H127V229H126ZM130 228H131V229H130ZM177 228H178V229H177ZM202 228H203V229H202ZM204 228H205V229H204ZM206 228H207V229H206ZM212 228H213V229H212ZM249 228H250V229H249ZM255 228H256V229H255ZM103 229H104V231H103ZM148 229H149V230H148ZM153 229H154V231H153ZM155 229H156V230H155ZM158 229H159V230L162 229L163 231L160 230V232H159ZM174 229H175V230H174ZM186 229H188L189 232H191V233L187 232L188 230H186ZM193 229H194V230H193ZM226 229H227V230H226ZM257 229H259V230L256 231ZM95 230H98V229H95ZM126 230H127V231H126ZM151 230H152V231H151ZM176 230H178V231H176ZM202 230H205V231H204L205 234H206V232H207V233L209 232V233L207 234V235H208L207 237H206V235H205L204 233H202V232H203ZM206 230H207V231H206ZM208 230H209V231H208ZM212 230H214V231H215L214 233H215V234L217 233V235L211 234V233H213ZM220 230H221V232H220ZM242 230H243L244 232H243ZM245 230H246V232H245ZM248 230H249V231L252 230V232H248ZM88 231H89V230H88ZM102 231H103V232H102ZM128 231H129V232H128ZM148 231H149V232H148ZM165 231H166V233H169V235L167 234V237L170 236V231H171V236H172V238L175 237V238L171 239V240H172L171 242H170V240H169L171 237L167 238V237H166V234L162 236V234H164ZM185 231H186V232H185ZM198 231H199V232H198ZM201 231H202V232H201ZM255 231H256V233H255ZM59 232H60V233H59ZM84 232H85V231H84ZM151 232H152V234H151ZM153 232H155V233H153ZM161 232H162V233H161ZM180 232H181V233H180ZM182 232H183V233H182ZM194 232H195V234H193ZM258 232H259V233H258ZM53 233H54V234H53ZM58 233H59V236H58ZM96 233H97V234H96ZM99 233H100V234H99ZM146 233H147V234H146ZM148 233H149V234H148ZM172 233H173L174 235H176V236L172 235ZM230 233H231V234H230ZM247 233H252V234L255 233V234H253L254 237H251L252 234H247ZM257 233H258V235H257ZM261 233H262V235H261ZM60 234H61V236H60ZM62 234L65 236L64 239L61 238V237H62ZM150 234H151V235H150ZM201 234H204L205 236H204V235H201ZM209 234H211L214 238H213V237L211 238V235H209ZM218 234H219L220 236H219ZM245 234H246V235H245ZM52 235H53V239H52ZM66 235H67L68 237H67ZM76 235L78 236V240H77V238H76V237H77ZM82 235H83V236H82ZM86 235H87V232H86ZM230 235H231V236H230ZM234 235H236V236H234ZM256 235H257V237H255ZM259 235H261V236L259 237ZM64 236H63V237H64ZM79 236H80V237H79ZM90 236H91V238H90ZM92 236H93V237H92ZM152 236H153V237H152ZM164 236H165V237H164ZM179 236H180V237H179ZM194 236H195V237H194ZM217 236L219 237V240H218ZM226 236H229V238H228V237L226 238ZM54 237H55V238H54ZM57 237H58V238H57ZM81 237H83V238L86 239L87 241L84 240V239L81 238ZM158 237H159V238H163V240L159 239ZM187 237H188V238H187ZM201 237H202V238H201ZM238 237H239V238H238ZM60 238H61V240H63V241L66 239V240L64 241L65 244L63 243V241H62V242L60 241L61 243H59V245L57 244V241H59ZM75 238H76V239H75ZM89 238H90V239H89ZM152 238H153V241H152ZM166 238H167V239H166ZM203 238H204V239H203ZM206 238H208V240L210 239V240H209L210 242H209ZM215 238H216V239H215ZM234 238H235V239H234ZM68 239H70V240L68 241ZM80 239H83V241H84L83 243H84V244H82V240L80 241ZM92 239H93L94 241H93ZM177 239H178V240H177ZM185 239H186V241H188L187 243L185 242ZM213 239H214V240H213ZM226 239H227L228 241H227ZM76 240H77V242H78L79 244L81 243L82 245H85V247H83V246L81 245V246L83 247V248H81V246H80L77 242H75ZM156 240H157V241L160 240V243L157 242ZM166 240H169V242L166 241ZM182 240H184V241H182ZM79 241H80V242H79ZM173 241H174V242H173ZM178 241H179V242H178ZM180 241H181V242H180ZM190 241H191V242H190ZM231 241H232L233 243H232ZM260 241H261V242H260ZM86 242H87V243H86ZM162 242H163L164 245H161ZM166 242H167V244H166ZM172 242L175 243V244H172V245L168 244V243H172ZM183 242H185V244L188 245V246H186V245L184 244L185 247L188 248V247L190 246L188 249H192V250L185 249L184 245H183V247H181V245L183 244ZM193 242H195V243H193ZM197 242H198L199 244H198ZM216 242H217V243H216ZM238 242H239V243H238ZM73 243H74V244L76 243V244H75L76 246L73 245ZM180 243H182V244H180ZM213 243H214L215 245H214ZM222 243H223V244H222ZM230 243H232V244H230ZM235 243H236V244H235ZM54 244H56L60 249H59L57 246H55ZM62 244H64V245H62ZM77 244L80 246L81 251H80V250L78 251V249H80V248L78 247ZM155 244H156V245H157V244H160V245H158V246L156 247ZM177 244H178V245L180 244L179 247H177V246H178ZM194 244H196L197 246H196V245L194 246ZM233 244H235V245H233ZM61 245H62V247H61ZM200 245H202L201 247H203V249L200 247ZM203 245H204V246H203ZM217 245H218V246H217ZM249 245H251V246H249ZM50 246H51V247H50ZM87 246H89V247L87 248ZM163 246H164V249H165V248L167 249V247L170 246V247L168 248V250L170 251L169 253H170V254L172 253V254L170 255V254L168 253V250H167V252H166V249L164 250V249H163ZM166 246H167V247H166ZM171 246H172V247H171ZM198 246H199V248H198ZM207 246H209L213 251H214V249H216V250H215V253H216L217 255H216L215 253H212V251L210 252L211 249H210V248L208 249ZM211 246H212V247H211ZM226 246H227V247H226ZM239 246H240V247H239ZM48 247H49V249H48ZM54 247H55V248H54ZM66 247H65V248H66ZM69 247H70V248H69ZM174 247H175V248H174ZM176 247H177V248H176ZM192 247H193V248H192ZM204 247L208 249V253L205 252V253H207V254H205L204 252L202 253V251L205 250ZM216 247H217V248H216ZM237 247H238V249H237ZM53 248H54V251H52ZM75 248H78V249H75ZM85 248H86L87 250H86ZM159 248H160V249H159ZM182 248H184L187 252L184 250L185 252L183 253ZM231 248H232V249H231ZM240 248H241V249H240ZM245 248H246V249H245ZM61 249H62V250H61ZM71 249H72V250L74 249V250L71 251ZM173 249H174V250H173ZM194 249H196V250L198 249V250H197L196 252H194V251H195ZM207 249H206V251H207ZM229 249H230V250H229ZM59 250H60V251H59ZM157 250H158V251H157ZM161 250H162V251H161ZM232 250H233V251H232ZM254 250H255V251H254ZM258 250H259V251H258ZM50 251H51V253H50ZM55 251H56L57 253H55ZM68 251H69L70 253H69ZM181 251H182L183 254L180 253ZM188 251H192V252H191L192 254L189 252L190 255H192V256H189ZM199 251H200V252H199ZM216 251H218L220 254H219L218 252H216ZM52 252H53V253H52ZM209 252H210V254H209ZM238 252H239V253H238ZM258 252H259V253H258ZM46 253H47V254H46ZM68 253H69L70 255H69ZM81 253H82V254H81ZM254 253H255V254H254ZM261 253H262V254H261ZM44 254H43V255L40 254V255H42L41 257H40L39 254H38L36 257L34 256L36 259L40 257V258L38 259L39 261L36 260L34 257H32L31 259H29L27 262H24V263L22 262V260H21V261H20V260H17V261H2V260H0V264H22V263H23V264H31L32 261H34V262H33L34 264H43V263H47V264H49L50 262H49V260H48L47 258L45 259V260H46V262H45L44 258H45L46 256H44ZM71 254H72V255H71ZM162 254H163L164 257L161 256ZM164 254H165V255H164ZM166 254H169V256H168V255L166 256ZM213 254H215V256H218V255H219L218 257H220V258L218 259V261L216 260L218 257H216V258H215V256L213 257ZM229 254H230V255H229ZM257 254H258V255H257ZM67 255H68V256H67ZM175 255H177V256H175ZM178 255H179V256H178ZM184 255H185L187 258H186ZM247 255H248V256H247ZM51 256H53V255H51ZM51 256H50V257H51ZM64 256H65V257H64ZM66 256H67V257H66ZM71 256H72V257H71ZM182 256H183V258L185 257L184 259H186L187 261H185V260H183V259H180V258H182ZM229 256H232V257L229 258ZM242 256H243V257H242ZM42 257H44V258H42ZM48 257H49V256H48ZM54 257H55V256H54ZM57 257H58V254H57ZM167 257H168L169 260L167 259ZM169 257H170V258H169ZM175 257H176V258H175ZM177 257H179V258H177ZM254 257H255V258H254ZM257 257H258V258H257ZM64 258H66V259H64ZM189 258H190V259H189ZM191 258H192V259H191ZM52 259H53V258H52ZM52 259L50 258L51 263L53 262ZM67 259H68V260H67ZM82 259H83L84 261H82ZM166 259H167V260H166ZM171 259H172V260H171ZM188 259H189V260H188ZM237 259H238V262L236 261ZM43 260H44V262L42 263ZM53 260H54V259H53ZM64 260H65V261H64ZM80 260H81V261H80ZM245 260H247V261H245ZM258 260H259V261H258ZM59 261H57V262L59 263ZM166 261H167V262H166ZM172 261H173V262H172ZM183 261H185V262H183ZM225 261H226V262H225ZM241 261H243V262H241ZM252 261H253V262H252ZM48 262H49V263H48ZM54 262H56V261H54ZM54 262H53L52 264H58L57 262H56V263H54ZM60 262H61V261H60ZM62 262H61V264H62ZM73 262H72V263H73ZM170 262H172V263H170ZM182 262H183V263H182ZM33 263H32V264H33ZM51 263H50V264H51ZM59 264H60V263H59Z\"/></svg>",
	"mask_w": 264,
	"mask_h": 264
},
{
	"label": "crops",
	"instance_id": "crops-1",
	"mask_svg": "<svg viewBox=\"0 0 264 264\" xmlns=\"http://www.w3.org/2000/svg\"><path fill=\"white\" fill-rule=\"evenodd\" d=\"M46 233V216L32 198L18 193L0 197V260H22L24 263L43 254ZM88 264L165 263L143 239L131 234H117L92 249Z\"/></svg>",
	"mask_w": 264,
	"mask_h": 264
}]
</instances>
